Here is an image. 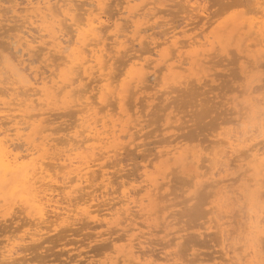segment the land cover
Returning a JSON list of instances; mask_svg holds the SVG:
<instances>
[{
    "label": "rangeland",
    "instance_id": "rangeland-1",
    "mask_svg": "<svg viewBox=\"0 0 264 264\" xmlns=\"http://www.w3.org/2000/svg\"><path fill=\"white\" fill-rule=\"evenodd\" d=\"M53 1H55V0H53ZM67 1L69 2L71 0H67ZM74 1H76V2H74L76 5H74L73 0L71 1L73 4L72 6H74L73 7L74 10L72 11V13L76 15L75 16V18L77 17L76 19L80 18V16L83 19L84 18L87 19L91 14H92L91 16L96 14L94 6L96 5L95 3L97 0H74ZM109 1L110 0H107L109 6L106 5V10H107L106 14L110 13V14L116 16L118 14L117 11L120 10V11H123V13L125 15H131L132 16V17L130 16L129 18H123V17L119 18V16H117L118 17L117 19L120 20L118 22H121L120 26L123 27V28L121 27V29L119 27V30H120L119 33H121V32L124 33L123 37L121 36V35H123L122 33L119 34V36L122 37L121 38L122 40L121 39H119V40L126 41V44L128 46L125 44L124 47L123 46L120 47L121 46L120 44L115 45L114 44L115 42L114 43L112 42L111 38H115V37H112L113 34H110V33L118 32V30H116L114 28V26L111 25L112 22H114L116 19V17L113 16L110 20L106 21L107 22L106 24L108 25V27L110 26L108 28V31L106 30L107 29L106 28V29H104L106 31L105 32L106 34L102 33V35L104 37H105V35H106V37H109L111 35V37L107 39L108 41L107 40L105 41L106 44L108 43V45H105V43H103V45H105V46H103L102 42H101V44H99L100 46H98L96 48V49H104V47L107 46L106 48L108 49L107 50L108 52L105 50V51H103V53H106V54L111 53V55H114L113 59L110 60L109 63L107 64L108 67L111 65L112 68L110 67L111 68L110 69V68H107V66H106L107 70L105 69L104 72L100 71L99 68H97V69L94 68L92 70L93 72H91V74L85 73L82 68L81 69L83 71L82 70L79 71L80 68H78V70H76V71L77 72L79 71V72L78 73L76 72L77 74L74 72L75 79L78 78V79H76V83H75V85H76L75 89H77V90H75L73 95H72V96H75V95L76 96L75 97L70 96L72 93L67 95V91L62 92L61 94H59V98H60L59 100L62 103H58L59 100L56 101V99H58L57 97H53V99H50V100H44L43 95L40 94V95L36 96L34 98L35 99V106H34L35 108L34 107L27 108L26 109L27 111L25 110L24 113H27L28 115H31V114L34 115V114H37L38 112L42 113L45 111L47 114L44 112V115L42 117L46 116L47 119L44 118V120H43L40 118L42 120V123H44V124H42V126H44L45 128L42 129V127H41V131L43 130L41 135H39L41 132L40 130H38L39 134H38V131H36L38 134L37 135L36 133H33V129L35 131L36 128L38 129L40 127V125H39L40 119L37 121L38 123L36 122L34 124L37 126H34V125L29 126L27 123L22 122V121H26V120H21L20 121L21 123H19V126L21 124L22 130H23L22 131V139H20L21 141L16 140L15 143L17 145H19V147H21V148H18L19 152H21L24 155V154L29 152L26 147L29 146L30 141L27 142L26 140H32V138L34 137L37 140H39L37 142L35 140L34 145L40 144L42 142L43 137H47L46 134H48L50 136H48L49 138L47 137V140L45 141V143L48 141L47 147L49 149L50 148H52V149H50V151H49L50 154H49V152L45 151L46 152L45 158H46V156L53 155V154H55V152L59 153L61 151V148H62L61 152H63V151L65 152V150H66V152H67V150L69 152L70 151L69 149H71L72 147H75V146H76L75 147V149H76L79 146V144L82 143L81 141H83L84 136H85V139L87 136L88 137L90 135L92 136L91 133L89 135V132H88L89 127L87 126V129L84 128V127H86V126H84L85 123H87L85 125H92L93 121L98 119V120H100V121L97 120L99 128L103 127L104 123L107 122L110 125L106 124V125H108V127L107 126L106 127L110 129L111 127L113 128L112 122H115L117 124V126L115 127L116 131H117L118 135H120L121 139L113 140L111 138L109 141L113 140V142L111 141V144L109 141H107V142H109V145H112V144L116 145L115 142L117 143V141L119 140L118 142H120V143H118V144H120L119 145L120 147L118 149H116L115 146H114L115 148L114 147L109 148L108 147L109 145H105V144H102L105 146L101 150L99 149V147L97 149L95 147V145L98 146L99 142L97 140H95L94 138L93 139L91 138L92 140L90 139L89 141H87L83 146H81L82 148H79V149L77 148L76 149L77 151L71 150L73 152V155L77 156L78 159H80V158L82 159L83 157H84L83 159H85V157L87 156L86 155L87 151H88V153H91V152L93 153L92 149H94V151L97 150L100 153V155H101L102 151L105 153V151L111 150V148L114 151L115 150L119 151L118 153L117 152L115 153L114 151H112V152L110 151L108 153L106 152L107 154L103 153L104 155L103 154L102 155L105 156L106 158H103V156H102V158H100V160L98 159L99 161L97 160V162L98 163L100 162L99 163L100 165L102 164L105 166H103V167H100V165L94 166V168L96 170L98 168V172H99V170L101 171L102 169H105L107 171L109 170V176L114 174L113 177H110V181L112 178H113L112 181L114 179L115 180L113 182L111 181V184L108 188V190H111V192L110 191L109 192L112 195H107V196H109V198H111V197L113 198L116 196L115 200H113L112 198H111V200L106 199L107 198L106 196H105L106 198L102 197V191H105L106 189L103 188V190H102V187H100L101 186L100 184H102L100 179H98L95 182L84 181L81 185H79L80 188L77 190V192H73L72 196H74L73 198H76L75 200H73L72 196H69V195H68L69 198H67L68 197L67 194H65V192L63 193L62 191H61L62 193L59 195L58 192L60 193V190L53 193L54 194L53 196H55L54 200L60 201L59 203L53 201V203L59 204L61 207H64L65 204H66V206H68V205H72V203H74L73 204L74 206L73 205L68 206L69 209L72 208L75 210V212H74V210H72L70 212V214L73 213L74 215H72L69 220H71L72 218L76 219L77 217L80 219L77 218L78 221L76 220V222H74L75 221V219H74L73 221H70V224H69V222H68V224H66V223H64V221L67 222L69 220H67V221L64 219L62 220V218L57 217V214L55 217V213H57V212H55L53 210L54 209L53 208L54 206H53V207H48L46 209V210L50 209V211L53 210L52 211L53 213L48 212L49 216L46 215V217H48V219H46V223H47V220L50 219V221H48L47 224L44 222L41 226L40 224L42 221L40 220L41 221L40 222L38 219L35 218V217L39 216L37 214L35 215V210L34 211L31 210V211H33V212H31V215H29L30 210H28V213H24V215H25L24 216L22 211L19 212L20 210H22L21 208L23 207L20 204L21 201L20 202L17 201L16 204L13 203L11 205V203L14 202V199L18 198V194L14 195L13 190L10 191L11 189L7 190V189H3L0 187V199L2 201L0 203L1 204L0 205V210H1L0 219H3L0 222L4 225H5V223H6V225L8 224L7 225L8 227H7L6 225L4 226L0 223L1 224L0 225V228H1V230H0V239H1L0 240V255H1L0 258H3V253H4L3 250H5V249L11 250V248H12V250L23 249L22 251H20L16 255V258L21 259L23 264H108V263L112 264L114 261H118L119 264H124L122 262V259H123L122 256L125 253H128L131 246L137 245L136 246L137 248L134 246L136 249H138V247L142 246L140 253L143 255V257L147 256V258L154 259V260H157L159 262V261H162V260L167 258L165 254L169 251V249L166 246L167 245H174V242L179 240L180 241V247L182 249V256L191 258L194 261V264H226V261L242 260L245 256V253L248 250V247L250 244H252L254 246V248L256 247L255 252H257V253L255 254L256 255L255 259L259 260L258 254H259L260 247H261V238H260L259 242H256L257 244L254 242L255 240L249 241V242H246V241L249 240L248 239L249 233H252V235L254 237V232H253L254 227L253 226L256 223L255 215L260 214L262 212L261 209L264 208V201L261 200L262 199L261 198L262 193H264V182H263L264 181V174H260L258 171L256 172V169L253 168L254 162H256V161L253 160L252 156H249V157H247V159L245 158L246 160L242 161V157L243 156L246 157L245 155H247L244 153L242 154V152L243 151L247 152V150H245V149H248L247 147H244L245 149L244 148L242 149V151H241L242 156L240 158L237 159V154H234L235 157L231 156L230 157L231 164H230V166H227V167L223 166L221 164L217 165L216 159H215L216 162L214 161V163H216V164L213 163L214 165H210L213 160L211 161V163H209V161H207L208 159H206V160H204V159H205V156H206V158L209 157L210 159L213 157L216 158L217 156L219 157V152H218V154L216 153L217 150L221 151L226 146V144H221V143H223V141L220 142L221 141L220 138L224 137L228 133H233L234 131L235 132L238 131L239 133L240 132L242 133V131H245V129L246 130L249 129L250 132H249V134H247V136H250L253 132L254 133L256 132L257 134H255V135L257 137L255 135L250 136L251 138L248 137L249 139L246 142L248 144V142L250 140L248 145H250L251 142L252 143L254 142L253 144H258L260 141V135L258 134L259 133L258 129L260 126L258 124H260V121H259V123L256 122L259 119L256 116H254V114L248 113L246 111L247 108H244L246 105H248V103L251 102L250 101L251 98L248 95L249 91L244 92L245 94L243 93V91L247 90V86L249 88V85H251V84L255 87H256V85H257V87H259L261 84H264V66H263V64H264L263 63L264 62V51L263 52L261 51V54H259L260 57L258 55H256V56H258V58H256V59H255V55H254V53L257 54V50H259V49H257V47L264 48V46H262L264 44H262V45L258 44L257 45L258 38L260 36L258 37L256 33L252 34V32H249L250 34H247L248 29L247 30L244 29L235 37V38H237L235 41H233L235 38L229 42H228V40L225 39L228 42V44L233 41L232 45L229 44L230 45L229 48H227L228 45H227V47L223 48L224 44H226L225 43L226 41H223L224 42L223 45H221L222 44L221 43L222 41H221L220 43H218V45L220 44L222 46V48L220 49V45H219V47L216 46L218 48V49L216 48L217 51L221 50L220 53H218L216 51L217 53L215 54V52L214 53L210 52V49H211V44L214 42V40H216V42L220 41V39H221L220 34L223 32L220 29L224 28L225 27L224 25L229 26L230 23L233 22L230 25V27H232V25H236L235 23H238L241 20H250V21L259 22V20H261V19L263 20L264 17L261 18L260 15H248V16H246L243 13H240L238 15L230 14V12H229L230 5H232L233 3L239 2V0H218L217 1V2L223 1L222 3H215L216 0H182V1L181 0H174V1L173 0H146V1L145 0H130V2H131L130 4H128L126 0H120V1L119 0H116V1L111 0L110 4H109ZM256 1H255V3H256ZM15 2H16V0L15 1L14 0H0V5L2 6V7L0 6V14H1L0 18H2L1 19L2 21H0V29H1L0 32L2 33V31H4V33H5V31L7 29H9L7 31L8 35L16 36L18 38L24 39L23 38L24 33H22V32H24V30L27 29L29 27V25H28V23H23L26 21V19H24L23 17H20V16L24 15V13L21 12L22 10L20 8L25 7L27 5L26 4L27 0H17L16 4H15ZM151 2H153V3H151ZM13 3H14V5H16L15 7L17 8V13L19 12L18 14L14 13V12L10 13L12 11L11 9L14 6ZM80 3L81 4L84 3V5L82 6ZM260 3L261 2L256 3V4L259 5ZM60 4H63V1H61ZM197 5H198L197 10L196 9L194 10L193 7L197 6ZM199 5L202 8L204 7L205 9L204 10L200 9L201 7ZM129 6H131L132 9H130ZM150 6L151 7L153 6V7L151 8ZM185 6H186V8H185ZM18 7H20V8H18ZM76 8H77V10H76ZM86 8H87V10L89 9V11H87ZM7 9H10L11 11L7 10ZM160 9H162V11ZM3 10H5V11L2 12ZM18 10H20V11H18ZM155 10H157V11H155ZM76 11L77 12L80 11L79 13H82V14L85 13V14L83 16H82V14H80V16H79V13H77ZM256 11L259 12V9H257ZM20 13L22 15H19ZM115 13H117V14L115 15ZM140 13L141 14L146 13V14L140 16ZM197 13H199V14H197ZM14 14H16L15 18L14 17L12 18L11 15L14 16ZM153 14H155V15H153ZM104 15H105V13H104ZM82 18H80V19H82ZM139 19L141 21V25L139 26L140 30L138 29V32H136L137 27H136L135 22H133V21H137ZM22 20H24V21H22ZM169 20H171V21H169ZM235 20H236V22H235ZM143 21H144V24H142ZM162 23H163V25H162ZM228 23H229V25H227ZM8 24L9 25L13 24L16 27V29L13 26V28H14V30H13L12 26L10 27ZM150 24H152V26H153L152 28H151ZM4 25H6V26L3 28ZM128 26H130V27H128ZM131 26H133V27H131ZM171 27L172 28L174 27L176 29L175 31L178 33L179 40L187 41V38L190 39V37H191V39L193 38V40H194V37H195V40L198 39L200 42H202L201 41L202 39H203V41H206V37H208L209 41L207 43H209L210 41L211 42L213 41V42L212 43L210 42L208 45H206L207 43L203 44V45H205L204 47L200 42H198L196 45L197 47L195 46V50H193L194 48H192L194 46H191V45H189L191 47H189V46L187 48L184 47L183 51L185 53L182 55L181 58L176 56L175 57L176 59L172 58L173 59L172 60L170 58V56L168 57V59H165V57H164V59L166 60V62H164L165 60L162 61L160 54H158L159 50L168 49V52H169V49L172 48V50H173V48H176V46L171 45V42L166 43L167 36L172 35L173 33L172 34H166L165 32L167 30L171 31L174 29V28L172 29ZM230 27H229V29H231ZM5 28H7V29H5ZM18 28H20V29H18ZM69 28H70V26L68 24H65V28L63 30L64 33L61 32L62 33V34L60 33L61 36H63V34H64V37L72 36L70 31H69ZM104 30L102 32H104ZM184 30L187 31L186 32L187 37L185 36V34L182 33V31H184ZM226 30H227V28H226ZM74 31H75V29H72V34ZM217 31L219 32L218 34H217ZM245 34H247V36ZM125 35H126V37H125ZM136 35H138V38H136ZM238 36L246 37L244 39H241L242 40L241 44H240L241 40H238L239 39ZM128 37L130 39H128ZM210 37L211 38L214 37V39L211 40ZM27 38L28 37H26L24 40H26ZM134 38H135V40H134ZM154 38H156L157 43L155 42ZM65 39H68V38H65ZM109 39H111V40H109ZM72 40H74V39H72ZM140 40L144 41L143 45H141L144 48H142L140 46V43H139ZM86 41L90 42L89 40H86ZM128 41H129V43H128ZM74 42H75V40L73 41V43ZM159 42H162V43L159 44ZM216 42H214V43L216 44ZM112 43L114 44L113 46H112ZM203 43H205V42H203ZM214 43H213V45H214ZM156 44L160 45V46H157ZM241 45H243V46H241ZM240 46H241V49H240ZM90 47L91 46H88V49ZM198 47H199V49H197V50H200V51L203 50L200 48H204V50L206 51V54L208 52H210L212 54V56L210 55L212 58L210 57L211 59H209V55L207 54L208 58L206 56H205L206 58L204 57L205 60L203 61V64H198L199 62L202 63L201 60H203V59H201L203 57L200 56L201 58L199 57V60L197 59V65H196L195 61H196L197 57H196V53L193 51H196V48H198ZM125 48L128 50H126ZM132 48H134V49H132ZM262 48H260V49H262ZM117 49H120L121 52L124 51L123 52L124 55H123V53H122V55H120V53H116ZM190 49H192L193 51ZM213 49H215V48L213 47ZM226 49H229L230 51H227ZM232 49L234 51L233 53L231 52ZM222 50H224V51H222ZM249 50L252 52L249 53L250 52ZM253 50H254V53H253ZM47 51H48V49L45 51L34 50L31 53L24 52V51L21 52V54H23L22 57L26 60L27 72L34 75V73H36L38 71L41 76H42V74H43V76H48L47 79L51 80V81H49V85H53L56 83L55 87L62 86L64 84V82H66V81H59L57 76L54 75V73H55V71H57L60 68V65L63 64L66 57L64 56L65 59H63V57H62V59L54 61L51 59V57H52L51 53L47 54L46 53ZM109 51H111V52H109ZM114 51H116V52H114ZM174 51L176 53L175 49H174ZM227 52H229L228 56L225 54ZM258 52H260V50ZM32 53H33V55L31 56ZM88 53L90 54V52H88ZM175 53H173V54H175ZM262 53H263V55H262ZM128 54H130L131 56L134 55L135 57H137V55L141 56L140 62L144 61V63H145L144 65L148 71L146 76H147L149 81L147 80V82L144 83V86L143 85L141 86L140 84H138V82L131 80L132 78L128 76L129 78L127 79V81H129V83H130V80L133 81L134 83H132V84L135 86H133L132 89L129 88L130 93L127 91L126 94H124L125 89H127L129 87V85H128L129 83H127V81H125V79H124L125 75H128V74H126V71H127V68L129 67V65L127 66L124 64L126 62L125 60L129 59L130 55H128ZM214 54H215V56H214ZM219 54L221 56H219ZM233 54H234V57H233ZM188 55H190V56H188ZM216 55H217V57H216ZM243 55H244V57H243ZM38 56H39L40 60L38 59ZM118 56L120 58L115 59ZM224 56H226V57H224ZM229 56H230V58H229ZM238 56L239 57L241 56V58H239ZM30 57H32V58H30ZM45 57H48V59L45 60L44 59ZM110 57L111 56H108V58H106V59L108 60ZM121 57H122V61L119 60V59H121ZM193 58H195V59H193ZM51 60H52V62L54 61L55 65H53ZM209 60L210 61L212 60V61L210 62ZM247 60H248V62H247ZM114 61H116V63ZM122 62L124 65L122 64ZM146 62H148V63H146ZM192 62L194 63V68L199 69V66H200V70H199L200 73H197L196 70H193V68L191 69V67H193ZM261 62H262V65H261ZM56 63L57 64L59 63V65H58L59 67L56 66ZM126 63H128V60ZM129 63H130V61H129ZM247 63H249V66ZM30 64H32V65H30ZM50 64H52V65L49 66ZM180 64H182V65L180 66ZM172 65H173V67H172ZM31 66H32V69H29ZM178 66H180V67L178 68ZM56 67H58V68L55 70ZM161 67H162V69H161ZM37 68H39V69H37ZM204 68H206V69H204ZM120 70H122L123 73ZM252 70H254V71H252ZM114 71L117 73V75ZM173 71H174V73L177 72V74H179V75L177 77L176 76L173 77V75H174ZM102 72H103V74L108 73L107 76L105 75L106 78L111 73V75L109 76L110 81L111 82L114 81L111 86L113 87L114 84H116L114 86H117V83H118L121 85V89H123L124 91L122 90V92L119 91V92H116L115 95L109 96V94H112L111 93L112 88L109 87L110 86L109 84H108L109 86L107 85V82H106L107 80H106L105 76L101 75ZM217 72H220V74L221 75L223 74V75L221 76ZM118 73H120V76ZM214 73H217V74H214ZM77 75H79V76L77 77ZM86 75H88V76H86ZM247 75H249L248 78H246ZM82 76H83V78H81ZM115 76H116V79L114 80ZM157 76L160 78V80L156 79V78H158ZM219 77H220V79H219ZM261 77H262V79H261ZM193 78H194L195 82L193 81ZM259 78L261 79V81H259L260 80ZM90 79H91V81H90ZM78 80H79V82H78ZM203 80H204V82H206V81L207 82L204 83ZM180 81H183L184 83L180 82ZM89 82H90V84H89ZM169 83H170V85H169ZM241 84H242V86L244 84L245 85L242 87ZM258 84H260V85H258ZM137 85H139V86H137ZM147 85L148 86L150 85L151 87H146ZM216 85H217V87H215ZM2 86H4V85H0V88L3 91V89L4 88L6 89L7 86L6 85H5L6 87L5 86L2 87ZM170 86L173 88H170ZM212 86L215 88H213ZM191 87H193V89H192L193 92L191 90L192 94L195 93L194 91H196V90L201 92V95H200V93L198 94L196 92L198 94L196 96L197 100L194 99L195 97H192V98L190 97V96H192L190 91L188 94L190 96L187 95V93H188L187 91L189 89H191ZM80 88L81 89L84 88V89L81 90ZM92 88H94V89H92ZM102 88H104V89H102ZM137 88H138V90H136ZM172 89H173V91H170ZM201 89H202V91H201ZM234 89H236V90H234ZM261 89H262V91H261ZM263 89H264V85H261V87L259 89H257V93H256V91H254V93L252 95H253V97H255V100L256 99L260 100V98L264 99ZM132 90L134 92H131ZM81 91H83V92H81ZM104 91L105 92L107 91V94H108V91H110L108 96L106 95L109 98V100H106V98H105V100L107 102L104 100V97H103L105 95ZM168 91H170V92H168ZM202 92H205V93L202 94ZM93 93L95 94V96L93 95ZM128 93H129V96H128L129 98L125 97V98H127V100L124 98L125 101H123L121 99V97H122L121 95H127ZM131 93H132V95H131ZM0 94H2V93L0 92ZM83 94H84L85 98L83 97ZM204 94H206V95H204ZM195 95L196 94H193V96H195ZM80 96H82L81 99L79 98ZM235 97H237V98H235ZM7 98H9V97L4 96V95H0V107L4 106L2 103V101H3L2 99L7 100ZM116 98L118 99V101ZM190 98L192 99V101ZM200 98H203L204 100L203 99H201V100L204 102H202L201 100H198ZM73 99H75L76 101ZM101 99H103V103L100 102ZM184 99H185V101H184ZM205 99L207 100V102ZM246 99H248V100H246ZM9 100H10V98H9ZM132 100H133V102L131 103L130 101H132ZM195 100H196V102H194ZM245 100L247 102H245ZM84 101L86 103L88 102L87 105L84 103ZM188 101H189V104L187 103ZM44 102H46V103H44ZM51 102H52V104H51ZM75 102H76V104H74ZM89 102H90V104H89ZM123 102H125L124 103L125 107L128 108L125 112L128 111L130 113L131 117L134 116V119L131 118V120L133 119V122L132 121L129 122L131 127H129L130 125H128V128H131V129L129 130L127 128L124 132L122 131L123 132L122 133L119 130L121 124H129V123H127V121H130V119H129L130 117L128 118L129 113H127V114L124 113L125 115L123 114L124 111H123V108L121 106ZM183 102H185V104L186 103L187 104L183 105L184 104ZM190 102L193 104L190 105L191 104ZM197 102L200 105H197L198 104ZM236 102H237V105H240L239 102L241 103V105L235 107L234 104ZM78 103H82V105L85 104L86 106L84 105L85 107H83L81 104H78ZM232 103H234V104H232ZM93 104L98 106L97 107L98 110L96 111L97 114L94 112V110H96V107H94L95 105H93ZM101 104H103V105H101ZM109 104H111V105H109ZM155 104L158 107L153 106ZM221 104H223V105H221ZM14 105H12V106L15 107ZM77 105H79V106H77ZM90 105H92L91 106L92 108L90 107L91 110L88 109ZM99 105H101V106H99ZM130 106H132L131 110H130V108H131ZM36 107L38 110L36 109ZM50 107L52 110L50 109ZM60 107H62V108L59 109ZM66 107H69V108L67 109ZM164 107H166L167 109H165ZM238 107H239V110L243 108L242 112H240V113L238 112ZM55 108H57V109H55ZM159 108H161V109L163 108L162 111ZM29 110H30V112H29ZM49 110H51V111H49ZM79 110H80V112H79ZM212 110H214V111H212ZM103 111L107 112V113H104ZM244 111L247 113L245 114ZM232 112H234L235 114ZM9 113H12V115L13 114L14 115L15 114L20 115V113H22V112L14 109L12 111L7 112V115ZM53 113H55V115ZM110 113L112 116L110 115ZM133 113H134V115H133ZM60 114H61V116H60ZM95 114H96V116H94ZM135 114L138 116L136 117ZM239 114H240V116H239ZM12 115H10V116H12ZM1 116H3V115H1ZM10 116H5V117H8L7 119L3 118L4 117L3 116L1 118V120H5L6 122H8L10 120ZM86 116H88V117H86ZM246 116L250 117V118H247ZM17 117H18V119L22 118L21 116H20L21 118H19V116H17ZM91 117H93V119ZM94 117H96V119ZM122 117H124V118H122ZM139 117H142V118H140V120H139ZM88 118H90L91 120H89ZM255 118H257L258 120ZM87 119L89 120V124H88ZM111 119H113V120H111ZM126 119H128V120H126ZM84 120L86 122H84ZM104 120H106V121L104 122ZM115 120H117V121H115ZM122 120H124V121L121 122ZM90 121L92 122V124H90ZM139 121L140 122L143 121L142 124ZM124 122H126V123H124ZM134 122H136L135 126H133ZM13 123L14 122H8L5 125V127L6 128H8V127L12 128L11 125L14 127ZM138 123H140V124H138ZM148 123H150V124H148ZM255 123H256V125H258V127H254ZM8 124H9V126H8ZM38 125H39V127H38ZM47 125H49V127ZM173 125H174V127H173ZM177 125H180V126H177ZM245 125L249 126V128L245 127ZM175 126L183 127V128H177ZM24 127L26 129H24ZM138 128H139V130H138ZM253 128L254 129L257 128V129L254 131L250 130ZM44 129H46L45 132H44ZM100 129L105 130L104 127H103V129L102 128H100ZM109 129H107V130H109ZM80 130L83 132L86 130L87 131L84 133L83 132L81 133ZM135 130L137 132H135ZM109 132H110V130L108 131V133ZM132 132H134V133L132 134ZM220 132L221 133L223 132V136ZM30 133H33L32 138H30L31 137ZM136 133H138V135ZM78 134L81 136H78ZM67 135H69V136L67 137ZM132 135L136 136V137H133ZM27 136H30V137H27ZM53 137H54V139H53ZM70 137L72 138V140ZM132 137H133V139H132ZM252 137H253V139H256V140H252ZM28 138H30V139H28ZM64 139L65 140L70 139V140L69 141L67 140L68 141L67 142V141H64ZM79 139H81V140H79ZM225 140L226 139H224V141ZM76 141H78L79 143ZM131 141H133L135 144ZM215 141L216 142L218 141V143L215 144L216 143ZM18 142H19V144H18ZM25 142H26V145H25ZM219 142H220V145L218 147L219 149L223 145L221 147L222 149H220V150L215 146V145H218ZM72 143L75 146H73ZM104 143H106V142H104ZM121 143H122V145H121ZM66 144H68V145H66ZM124 144H125V148L123 147ZM139 144L140 145L143 144V145L140 146ZM88 145H90V146H88ZM135 145H136V148H135ZM258 145H259V147H261L260 143ZM86 146H87V149L85 150L84 148H86ZM250 146H248V147H250ZM32 147H33V145H32ZM213 147H215L214 148L215 150L213 149ZM80 149H84V152H86V153H84V152L81 153L82 154L81 156H83V157H81L78 153V150H79V152H81ZM42 150L43 149L40 150L41 152L39 150H36V151H38V152L35 151L36 153L33 150L34 156L39 157V158L40 157L44 158L43 156H44L45 152H44V150L43 151ZM89 150H90V152H89ZM160 150H161V152L163 151L162 153L164 155H166L168 151L172 152V153L176 152L177 154H179L181 151H184L187 154H189L190 159H191V156L193 154L196 155L199 159H191L192 161L189 159V161H191L190 163H189V161L186 160L187 165L183 163L184 166H182L180 164L179 165L180 167L178 166L179 169H177V167H176L177 161H175V160H171L168 163H166V162L161 163V159L158 156V152L160 154ZM211 150L213 152H215L216 154L215 153L212 154L213 152ZM71 151L69 153H72ZM75 151H76V153H78L77 155L74 154ZM43 152H44V154H43ZM98 152L96 155H95L96 152L93 153L94 157L98 156ZM120 152H121V154H120ZM47 153H48V155H47ZM84 154H85V156H84ZM93 154L90 156L92 157ZM110 154H111V156H110ZM108 155L110 157H108ZM155 155H156V157H155ZM244 157H243V159H244ZM202 158H204V159H202ZM234 158L237 159V161ZM114 160H116V162ZM156 160L158 161L157 163H156ZM197 160H199V161H197ZM238 160H240V161H238ZM45 161H47V162L50 161V163L52 161V164H53V160L50 158L44 160V162ZM107 161H109V162H107ZM117 161L118 162L120 161V162L118 163ZM47 162H45V163H47ZM117 163L119 165H117ZM243 163L245 166L241 167V165ZM109 164H111V165H109ZM202 164H203V166H202ZM114 165H116V166H114ZM199 165H200V168H199ZM246 165L248 168L246 167ZM148 166H149V168L147 169ZM169 166H171V167L173 166L172 168L177 169V170H174V169L173 170L175 171L176 175L180 174V178L176 177V175L173 173H172L173 175L171 173H170L171 175L168 174V172L170 170H171L170 172L173 171L172 168L171 169L169 168ZM218 166L220 168L219 170H218ZM49 167L51 168V166H49ZM244 169H247V170L245 171ZM144 170L147 172H150L149 174L152 176H158L159 175L158 176L159 179L163 183H165V186L163 187L164 189L161 190V194L165 193L166 195L165 194L163 196L159 195L160 197H159L158 201L160 203L157 201L154 204V206L151 205L150 202H148V199L146 197V195L148 196L149 194H148V191H146V189H145V184H147V182L144 181V179H145V176L143 175L145 172ZM207 170H208V172H207ZM50 171H51V169H50ZM54 171L60 172L62 170H60V169L54 170V168H52L51 172L56 174V172H54ZM209 171L212 173L210 174ZM111 172H113V173H111ZM204 172H206L207 174L205 175ZM115 174H116V176H115ZM165 174H167L166 175L167 177H165L163 179V176H165ZM61 175H62V172L60 173V177H61ZM228 177H230V180ZM183 178L184 179L186 178L185 181ZM217 178L219 180L221 179V181H222V178L223 179L226 178L227 180H225V181L223 180L222 182L219 181V184L216 187L215 183L218 181ZM231 178H232V180H231ZM142 179H143V181H142ZM174 179H176V180H174ZM189 179L190 180L192 179V181L188 182ZM199 180H200V182L202 180L201 183H203V182L204 183L199 186V189H198L199 194H197L195 196L196 202L193 203V197H189L188 192H191V191H193V189L198 188L197 185H199V183H200V182H198ZM209 180L210 181L212 180L211 181L212 183L208 184V186H207V183L210 182ZM213 180L216 182H214ZM234 180H235V182H234ZM238 180H239V182H236ZM242 180H244L243 181L244 183L242 182ZM256 180H258L259 184H261V188L256 192V194H254L253 191H254L255 187L252 186V188H251V185H252V183H255ZM260 180H262V181H260ZM122 181H124V182H122ZM248 181H250L249 184L247 183ZM91 183L93 186L91 185ZM115 183H116V185H115ZM166 183H168V184H166ZM188 183H189V185H188ZM134 184H135V186H134ZM228 184L231 185L230 189H235V190L237 188L239 189V186L241 187V185L243 187L239 190L237 189L238 191L236 190L238 192L237 194H236V191H234V190L230 191V190H228L229 188H227V190L229 192H232V193H230L231 198L229 200H225V201L223 198V201H220V200H222L220 197L221 192L223 190H225L224 186H226ZM85 185H87V186H85ZM112 185H114V186H112ZM119 185H121V187ZM230 185H228V187ZM81 186H82V189H81ZM97 186H99V187L97 188ZM119 188H121V189H119ZM138 189H140L139 194L137 193ZM92 190H93V192L91 193ZM114 190H116L115 191L116 193L114 192ZM122 190L130 191V193H133L135 195V196L133 195L134 198L137 197L138 199H140V201L142 200V203L144 202L143 208L140 209L141 207L138 205L139 202L138 203H135V202L132 203L131 202L132 204H129V206H130V209H131L130 211L132 212V214L129 212L131 214V215H129L128 213H124V208H126V206H122V204H120V205L117 204L116 207H114L113 211H112L113 208L111 209L110 216L106 215L108 213V211L105 210L104 212L107 211V213L104 214L105 217L102 216V218L97 222L91 221V224H88V222L90 223V220L89 221H88V219L84 220L85 218H83V215H81L83 218V221H82L80 214H78L80 207H82L83 205H86V204L82 203V201H83L82 198H85V197L87 198L89 195L91 197L92 194L98 195V196L101 194L99 196V198L97 199L98 202L96 200H94V201H91L87 204H90V203L93 204L96 201L97 205L102 204L101 205V207H102L103 204L108 202L109 200L110 201L113 200V202L114 201L116 202V200L118 201V198L122 199V192H121ZM242 190L244 192L241 195ZM213 191H215V192H213ZM8 192H11L12 196H10ZM78 192H79V194H78ZM88 193H89V195H88ZM74 194H76V195H74ZM216 194H218V195H216ZM61 195H64V196H61ZM120 195H121V197H120ZM249 195H250V197H249ZM144 196L146 198H144ZM70 197L72 199V202H71ZM90 197H89V199H90ZM100 197H102V198H100ZM142 197L145 200H143ZM103 198L105 200L101 201V199L103 200ZM137 198H136V200L139 201ZM64 199H66V200H64ZM120 199H119V201H120ZM64 201H65V203H63ZM78 201H79V203H78ZM68 202L71 204H69ZM225 202H227V204H224ZM157 203L160 205L158 206ZM19 204H20V206H19ZM79 204H81V206L78 207ZM134 204H137V205H134ZM132 205H134V206H132ZM146 205L150 208L147 207L148 208L147 209ZM16 206H18L19 208ZM119 206L124 207V208L119 209ZM135 206H138V207H135ZM222 206H224V207H222ZM242 206L243 207L245 206L244 207L245 209ZM94 207H98V206H94ZM131 207H133V208H131ZM158 207H160V209L157 210ZM51 208H52V210H51ZM103 208H106L105 205ZM14 209H16L18 212H15L16 210H14ZM60 209H61V211H60ZM60 209H59V212L64 211L63 208H60ZM118 209L120 210L119 211L120 213L122 212V209H123L124 214L123 213H122L123 215L120 214L118 212ZM154 210H155V212L156 211L158 212L159 210L160 211H159V213H157V212L155 213ZM215 210H216V212H215ZM193 211H194V214L196 213L195 215L193 214ZM152 212H153V214H152ZM254 212H255V214H254ZM12 213H14V214L12 215ZM113 213H114V215H113ZM115 213H116V215H115ZM142 213L145 215H143ZM17 214H19V215H17ZM198 214H199V216H198ZM244 214H245V216H243ZM33 215H34V217H33ZM252 215L254 216V218L251 217ZM123 216L126 217V220ZM127 216H129V217H127ZM22 217H24L23 220H21ZM69 217H70V215H69ZM6 218L7 219L9 218V219L7 220ZM10 218H11V220H10ZM13 218H15V219H13ZM56 218L59 219V221H57ZM105 218H107V220L110 221V224H106L107 221L104 220ZM127 218H129V219H127ZM131 219H133V220H131ZM246 219H247V221H246ZM250 219H252V221L249 222ZM28 220L30 221V223L33 222L32 220H34V222L36 224L38 223L37 221H39L40 224L39 223L38 224L40 225V228L42 229V230L40 229L41 232H39L40 230H39L38 224H37L38 227L36 225L33 226L32 223L29 226L30 223ZM60 220H62L63 222H61ZM10 221H12V222H10ZM100 221H102V222H100ZM118 221H121L122 224H120ZM122 221L123 222L125 221V222L123 223ZM243 221H245L247 223L244 225ZM13 222H14V224H12ZM24 222H27L28 224L26 225V223H25L26 226L22 225L23 227L22 226L20 227L19 225L21 223H24ZM72 222L75 224H72ZM223 222H224L223 226L222 227L219 226V224L223 223ZM251 222H252V224H251ZM117 223H118V225H117ZM241 223L243 224L242 227H241V225H242ZM9 224H12V227H10ZM46 225L47 226L50 225L49 226L50 228L44 227ZM3 226L6 229V231H4L5 233L3 232L4 229L2 230ZM17 226L20 228H18ZM224 226H225V230H227L226 233H223V231H222ZM239 227H241V228H239ZM43 228H45V229H43ZM235 228H236V231H235ZM237 228H239V229H237ZM7 229L9 231H7ZM18 229L21 231H19ZM30 229H33V230H30ZM10 230L12 232H10ZM16 230H18V231H16ZM243 230H245L246 232H244ZM249 230L252 232H250ZM33 231H35V232H33ZM16 232H17V234H16ZM30 232H32L33 234L32 233L30 234ZM247 232H249L248 235H247ZM34 233H37L38 235L36 234L37 236H35ZM13 234L15 237L13 236ZM41 235H42V237H41ZM222 235H224V236H222ZM16 237H17V239H16ZM35 237L37 238V240H35L36 239ZM22 238H23V240H22ZM136 238H138V239H136ZM139 240L143 243L142 245H139V243H140ZM15 243H17V244H15ZM12 244L13 245L15 244V246L13 247ZM118 251H119V253H118ZM255 255L253 254V256H255ZM119 256H121V257H119ZM253 256L250 259H254ZM20 257H22V258H20ZM25 257H27V259ZM22 259H24V261ZM119 259L121 262L119 261Z\"/></svg>",
    "mask_w": 264,
    "mask_h": 264
},
{
    "label": "bare ground",
    "instance_id": "bare-ground-1",
    "mask_svg": "<svg viewBox=\"0 0 264 264\" xmlns=\"http://www.w3.org/2000/svg\"><path fill=\"white\" fill-rule=\"evenodd\" d=\"M15 1V0H14ZM61 1H63V4H60V2ZM67 0H55V1H53V0H27V5L25 6V7H22V8H20V7H18V8H20L22 11L21 12H23L24 13V15H22L21 13L19 14V15H22V16H20V17H23L24 19H26V20H28L29 22H31V17H32V15L33 14H35V13H38L39 12V5L40 4H48V5H51L52 7L49 9V12L51 13V15L54 17V19H55V21H56V23L59 25V27H60V32L59 33H54V37H55V39H54V41H53V44L55 45V47H53L52 45H50L49 46V48H48V51L46 52L47 54L48 53H51V56L53 57H51V59L52 60H54V61H56V60H59V59H62V57H63V59H65L64 58V55L62 54V50H63V48L64 47H66V46H68L70 43H72V44H74L73 43V41L74 40H69V39H65V38H68V37H64V34H63V36H61V34L62 33H64L63 32V30H64V28H65V24L66 23H62L61 22V14L62 13H64V12H67L68 14H69V16L72 18V19H74V20H79L80 18H82L81 16H80V14H82V13H79V12H77V13H79V16H80V18H78V19H76L75 18V14H73L72 13V11L74 10V6H72L73 4H72V0L71 1H67ZM116 1V0H115ZM120 1V0H119ZM127 1V3L128 4H130L131 2H130V0H126ZM146 1V0H145ZM174 1V0H173ZM182 1V0H181ZM218 0H216V2L215 3H222V2H217ZM256 1V0H255ZM16 2H17V0H16ZM16 2H15V4H16ZM65 2V3H64ZM74 2H76V1H74L73 0V3ZM95 2V1H94ZM100 2H103L104 4H105V8L103 9V15L102 16H100V20L102 21V23H100V24H98V27H99V29H100V32H99V34H98V37L99 38H92V39H89V41L90 42H87L86 40L85 41H82L81 42V57H82V63L77 67V69L76 70H78V68H80L79 69V71L80 70H84V72L85 73H88V74H91V72H93L92 70L94 69V68H99L100 69V71H105V69H106V66H107V64L109 63V61L110 60H112L113 59V56L114 55H111V53H109V54H106V53H103V51H107L108 49L106 48V47H104V49H96L98 46H100L99 44H101V42H102V45H103V43H105V45H108V43L106 44V40L108 39V38H110L111 37V35L109 36V37H106V35H105V37L102 35V33H105L106 31L104 30V29H106L107 31H108V28L110 27H108V25L106 24L107 22V20H110L114 15H112V14H106V12H107V10H106V5H108V2H107V0H97L96 1V5L98 4V3H100ZM125 2V1H124ZM196 2V1H195ZM236 2V1H235ZM259 2H261V0L259 1V0H257L256 1V3H259ZM82 3V2H81ZM80 3V4H81ZM111 3V0L109 1V4ZM151 3H153V2H151ZM188 3V2H187ZM198 3V2H197ZM21 4V3H20ZM86 4V3H85ZM93 4V3H92ZM113 4V3H112ZM111 4V5H112ZM115 4V3H114ZM182 4V3H181ZM13 5H14V3H13ZM19 5V4H18ZM32 5H36L37 7H35V8H33V7H30V6H32ZM74 5H76L75 3H74ZM82 6L84 5V3L83 4H81ZM80 5V6H81ZM119 5V4H118ZM117 5V6H118ZM1 6V5H0ZM16 5H14L13 6V8L10 10V9H7V10H10L11 12L10 13H12V12H14V13H17V8L15 7ZM109 6V5H108ZM126 6V5H125ZM171 6V5H170ZM187 6V5H186ZM186 6H185V8H186ZM189 6V5H188ZM200 6V5H199ZM2 7V6H1ZM9 7V6H8ZM7 7V8H8ZM12 7V6H11ZM119 7V6H118ZM124 7V6H123ZM130 7V9H132L131 8V6H129ZM136 7V6H135ZM145 7V6H144ZM151 7V6H150ZM153 7V6H152ZM151 7V8H152ZM193 7V6H192ZM196 7V8H195ZM201 7V6H200ZM10 8V7H9ZM197 8H198V5L197 6H194L193 7V9L195 10H197ZM5 9V8H4ZM200 9H202V10H204L205 8L203 7H201ZM2 10V9H1ZM6 10V9H5ZM5 10H3L2 12H4ZM76 10H77V8H76ZM86 10H87V8H86ZM119 10V9H118ZM129 10V9H128ZM138 10V9H137ZM161 11H162V9H160ZM159 10V11H160ZM164 10V9H163ZM18 11H20V10H18ZM87 11H89V9L87 10ZM86 11V12H87ZM94 11V10H93ZM92 11V12H93ZM109 11V10H108ZM155 11H157V10H155ZM201 11V10H200ZM118 12V14L117 13H115V15L116 16H114V17H116V19H115V21L114 22H112V26H114V28L116 29V24L118 23V21H120V20H118L117 18V16H119V18H129L131 15H125L124 13H123V11H117ZM129 12V11H128ZM205 12V11H204ZM19 13V12H18ZM17 13V14H18ZM84 13V12H83ZM104 13H105V15H104ZM149 13V12H148ZM203 13V12H202ZM85 14V13H84ZM84 14H82V16L84 15ZM97 14V13H96ZM95 14V15H96ZM138 14V13H137ZM146 14V13H145ZM145 14H141L140 13V16H142V15H145ZM197 14H199V13H197ZM1 15V14H0ZM15 15L16 14H14V16H12L11 15V17L13 18H15ZM92 15V14H91ZM90 15V16H91ZM95 15H93V16H95ZM133 15V14H132ZM152 15V14H151ZM153 15H155V14H153ZM89 16V17H90ZM134 16V15H133ZM188 16V15H187ZM10 17V18H11ZM88 17V18H89ZM132 17V16H131ZM8 18V17H7ZM140 18V17H139ZM261 18H262V16H261ZM2 18H0V21H2L1 20ZM9 19V18H8ZM66 19V18H65ZM85 19V18H84ZM130 20V19H129ZM9 21V20H8ZM15 21V20H14ZM17 21V20H16ZM22 21H24V20H22ZM128 21V20H127ZM169 21H171V20H169ZM125 22V21H124ZM133 22H135V24H136V27L137 26H140L141 25V21H140V19L139 20H137V21H133ZM235 22H236V20H235ZM12 23V22H11ZM23 23H25V22H23ZM121 22H119V24H120ZM127 23V22H126ZM164 23V22H163ZM163 23H162V25H163ZM230 23V22H229ZM229 23L227 24V25H229ZM231 23H233V22H231ZM231 23H230V25H231ZM5 24V23H4ZM142 24H144V21H143V23ZM165 24V23H164ZM170 24V23H169ZM236 25H232V27H230V25L229 26H226V25H224L225 27L224 28H222V29H220V30H222L223 32L220 34V41H218V42H216V40H214V42H216V44L214 43V45H213V43L211 44V49H210V52H215V54L218 52V53H220V51L218 50L217 51V47L216 46H218L219 47V45H218V43H220L221 41V45H223L224 44V42L223 41H226V40H228V42L229 41H231L232 39H234L241 31H243L244 29H248V31H247V34H250L249 32H252V34L253 33H256L257 34V36L259 37L258 38V42H257V45L258 44H264V18H263V20L261 19V20H259V22H257V21H250V20H241L240 22H238V23H235ZM7 25V24H6ZM6 25H4L3 26V28L6 26ZM9 25V24H8ZM121 25V24H120ZM151 25V28L153 27L152 26V24H150ZM167 25V24H166ZM10 27L12 26V28H13V24H11V25H9ZM17 26V25H16ZM19 26V25H18ZM25 26V25H24ZM70 26V25H69ZM124 26V25H123ZM148 26V25H147ZM146 26V27H147ZM175 26V25H174ZM15 27V26H14ZM21 27V26H20ZM23 27V26H22ZM121 27L122 26H120V29H121ZM127 27V26H126ZM128 27H130V26H128ZM131 27H133V26H131ZM229 27L231 28V29H229ZM9 28V27H8ZM123 28V27H122ZM172 28V27H171ZM170 28V29H171ZM174 28V27H173ZM172 28V29H173ZM226 28H227V30H226ZM5 29H7V28H5ZM15 29H16V27H15ZM18 29H20V28H18ZM128 29V28H127ZM137 29V31L136 32H138V29H139V27H137L136 28ZM150 29V28H149ZM169 29V28H168ZM225 29V30H224ZM229 29V30H228ZM1 30V29H0ZM9 29H7V31H8ZM12 30V29H11ZM13 30H14V28H13ZM104 30V32H102ZM117 30V29H116ZM140 30V29H139ZM143 30V29H142ZM145 30V29H144ZM176 29L174 28L173 30H171V31H169V30H167L165 33L166 34H172V35H169V36H167V41H166V43H168V42H171V45H173V46H176V48H173V50H172V48L171 49H169V52H168V49H162V50H159V53L158 54H160V56H161V59H162V61L163 60H165V59H168V57L170 56V58L172 59V58H174V59H176L175 57L177 56V57H182V55L185 53L184 51H183V48L184 47H188L189 45H191V46H194V47H192V48H194L193 50H195V46L197 45V43L198 42H200L198 39L197 40H195V37H194V40H193V38L191 39V37H190V39H188L187 38V41H182V40H179V38H178V33L175 31ZM146 31V30H145ZM219 31V30H218ZM217 31V34L219 33ZM62 32V33H61ZM120 32V30L118 29V32H116V33H110V34H113L112 35V37H115V38H111L112 39V42L115 44V45H118V44H120L119 46L120 47H124V45L126 44V41H121L122 39V37L124 36V33H122L123 35H121L122 37H120L119 36V34H121V33H119ZM131 32V31H130ZM186 32L187 31H182V33L183 34H185V36H186ZM1 33V32H0ZM2 33H4V31H2ZM1 33V34H2ZM22 33H24V32H22ZM61 33V34H60ZM70 33H71V35H73L72 34V31H70ZM69 33V34H70ZM164 33V34H165ZM66 34V33H65ZM106 34V33H105ZM126 34V33H125ZM247 34H245L246 36H247ZM108 35V34H107ZM207 36V35H206ZM210 36V35H209ZM249 36V35H248ZM252 36V35H251ZM62 37V38H61ZM125 37H126V35H125ZM187 37V36H186ZM212 37V36H211ZM210 37V38H211ZM243 36H238V40H241V39H244V38H246V37H243ZM23 38L25 39L26 38V36H23ZM136 38H138V35H136ZM111 39H109V40H111ZM119 39H121V40H119ZM128 39H130L129 37H128ZM155 39V42L157 43V41H156V38H154ZM214 39V37L213 38H211V40H213ZM226 39V40H225ZM237 38H235L233 41H235ZM115 40V41H114ZM127 40V39H126ZM134 40H135V38H134ZM219 40V39H218ZM246 40V39H245ZM72 41V42H71ZM108 41V40H107ZM139 41V40H138ZM202 42H200L202 45L203 44H206L208 41H209V39H208V37H206V41H203V39L201 40ZM233 41L232 42H230L229 44L230 45H232V43H233ZM257 41V40H256ZM203 42H205V43H203ZM209 42V43H210ZM228 42L226 41L225 43L226 44H224V46H223V48H225V47H227V45H228V47L227 48H229V44H228ZM238 42V41H237ZM241 42H242V40L240 41V44H241ZM112 43V46L114 45ZM128 43H129V41H128ZM140 46L141 45H143V43H144V41L143 40H140ZM147 43V42H146ZM162 42H159V44H161ZM199 43V44H200ZM209 43H207L206 45H208ZM151 44V43H150ZM153 44V43H152ZM195 44V45H194ZM243 44V43H242ZM94 45V46H93ZM105 45H103V46H105ZM127 45V44H126ZM157 45V44H156ZM213 45V46H212ZM220 45V49L222 48V46ZM226 45V46H225ZM250 45V44H249ZM252 45V44H251ZM88 46H91L89 49H88ZM110 46V45H109ZM128 46V45H127ZM146 46V45H145ZM157 46H160V45H157ZM191 46H189V47H191ZM205 45H203V47H204ZM241 46H243V45H241ZM241 46H240V49H241ZM262 46H264V45H262ZM142 47V46H141ZM197 47V46H196ZM213 47L215 48V49H213ZM57 48H59L61 51H57L56 49ZM106 48V49H105ZM142 48H144V47H142ZM146 48V47H145ZM207 48V47H206ZM217 48V49H216ZM260 48H262V47H260ZM259 47H257V49H259L260 50V52H258L259 50H257V54L256 53H254V50H253V53H254V55H255V59L256 58H258V56H259V54H261V51L263 52L264 51V48H262V49H260ZM21 52H23V48H22V46H21ZM86 49V50H85ZM111 49V48H110ZM126 49V48H125ZM132 49H134V48H132ZM174 49L176 50V53H175V51H174ZM197 49H199V47L198 48H196V51H193L192 49H190V50H192L193 52H195L196 53V61H195V63H196V65H197V59L199 60V57L201 56V57H203V58H201V59H203V60H201L202 61V63H198V64H203V61L205 60L204 59V57L206 56L207 58H208V56H207V54L209 55V59H211L212 57V54L210 53V52H208L207 54H206V51L204 50V48H200V49H203L202 51H200V50H197ZM213 49V50H212ZM234 49V48H233ZM233 49H232V53L234 52L233 51ZM253 49V48H252ZM112 50V49H111ZM126 50H128V49H126ZM227 51H230L229 49H226ZM243 50V49H242ZM246 50V49H245ZM40 51V50H39ZM100 53H99V52ZM132 51V50H131ZM171 51V52H170ZM173 51V52H172ZM217 51V52H216ZM222 51H224V50H222ZM244 51V50H243ZM250 51V50H249ZM88 52H90V54L88 53ZM108 52V51H107ZM109 52H111V51H109ZM113 52V51H112ZM114 52H116V51H114ZM124 52V51H123ZM123 52H121L120 51V49H117V52L116 53H120V55H122V53ZM127 52V51H126ZM133 52V51H132ZM242 52V51H241ZM252 51H250L249 53H251ZM173 53H175V54H173ZM36 54V53H35ZM215 54H214V56H215ZM222 54V53H221ZM227 56H228V54H229V52H227V53H225ZM235 54V53H234ZM234 54H233V57H234ZM29 55V54H28ZM33 55V53L31 54V56ZM40 55V54H39ZM107 55V56H106ZM118 55V54H117ZM123 55H124V53H123ZM126 55V54H125ZM128 55H130V54H128ZM199 55V56H198ZM203 55V56H202ZM211 55V56H210ZM231 55V54H230ZM237 55V54H236ZM256 55H258V56H256ZM262 55H263V53H262ZM261 55V56H262ZM23 56V54H21L19 57H18V59H19V61L23 64V69H22V75H23V79L22 80H20L18 83H14L13 85H12V88L14 89V91H11V92H9L8 93V97L10 98V100H9V98H7V100L6 99H2L3 101H2V103H3V105L4 106H2V107H0V110H3L4 108H5V106H7L10 110H8V111H4V113L5 114H3V116H1L0 115V133H2L6 138H7V152H8V154L4 157V160H3V164H2V166H0V176H2L3 177V179L2 180H0V187L1 188H3V189H7V190H10V191H14L13 192V194L15 195H17L18 194V198H16V199H14V202H12L11 203V205L13 204V203H17V201L18 202H20L21 201V205L23 206L21 209L22 210H20L19 212H21L22 211V213H23V215H24V213H28V210H30V214L29 215H31V212H33L34 210H35V215L37 214V215H39L38 217H35L36 219H38L40 222H41V224L39 223V221H37L41 226H42V224L45 222L46 223V219H48V217H46V215L47 216H49L48 214V212H52L53 210L55 211V212H57V213H55V217H56V214H57V217L58 218H62V220L64 219V220H69L70 218H71V216L72 215H74L73 213L72 214H70V212L72 211V210H74V209H69V207L68 206H72L74 203H72V205H68V206H66V204H65V206L64 207H61L59 204H55V203H53V201L54 202H60V201H58V200H54V197L55 196H53L54 194V192H56V191H59L60 190V193L58 192V194L60 195L62 192L64 193L65 192V194H67V196L69 195V196H72L73 195V192H77V190L80 188V186L79 185H81L84 181H88V182H95V181H97L98 179H100L101 180V183L102 184H100L101 186L100 187H102V190H103V188H105L106 190L105 191H102V197H105L106 199H110L111 200V198H109V196H107V195H112L110 192H111V190H108V188H109V186H110V184H111V181H112V179H111V181H110V177H113V175H111V176H109V170L107 171V170H105V169H102L101 171L99 170V172H98V168H97V170L94 168V166L95 165H100L98 162H97V160L99 159L100 160V158H102V156L107 152H112V151H114V150H112V148L115 146L116 147V149H118L120 146V144H118V143H120V142H118L117 141V143L115 142V144L116 145H114V144H112V145H109V142H110V144H111V141L113 142V140H116V139H121L120 138V135H118V133H117V131H116V126H117V124L115 123V122H112V125H113V130L110 128H107L108 127V125H106V124H109V123H104V128H105V130H101L100 128H102L103 129V127H100L99 128V125H98V123H97V120H94L93 121V124H92V122L90 121V124H92V125H85V124H87V123H85L84 124V126H86V127H84V128H86L87 129V126L89 127L88 128V132H89V135H90V133L92 134V136L90 135L89 137L87 136L86 137V139H85V136H84V139H83V141H79V140H81V139H79L78 141L81 143V144H79V146L77 147L78 149L79 148H82L81 146H83L87 141H89L91 138L93 139H95V140H97L98 142H99V145L98 146H96L95 145V147L98 149V147H99V149L101 150L105 145H109L108 147L110 148V147H112L111 148V150H108V151H105V153L102 151V153H101V155H100V153L96 150V151H94V149H92V151H93V153L94 152H96L95 153V155L97 154V152H98V156H96V157H94V154L91 152V153H88V151H87V156L85 157V159H83L84 157L83 156H81L82 154V152H84V149L86 150L87 149V146H86V148H84V149H80L81 150V152H79V150H78V153H79V155L81 156V157H83L82 159L80 158V159H78V157L77 156H74L73 155V152L71 151V150H76L75 149V145H73V143H72V145L73 146H75V147H72L71 149H69L72 153H69L68 152V150H67V152H66V150H65V152L63 151V152H61L62 151V146L60 147L61 148V151L58 153H56L55 152V154H53V155H48V153H47V155L48 156H46V158H45V155H46V152H49L50 151V149H52V148H48L47 147V144H48V141L45 143V141L47 140V137L48 136H50V135H48V134H46L47 135V137H43V139H42V142L40 143V144H36V145H34L35 144V140H36V142L37 141H39V140H37L36 138H34L33 136H32V134L33 133H36L37 134V132L36 131H38V130H40L41 131V127H42V129L43 128H45L44 126H42V124H44V123H42V120L41 119H43L44 120V118L45 119H47L46 118V116H44V117H42L43 115H44V112H42V113H37V114H34V115H28L27 113H24V111L27 109V108H30V107H34L35 106V97L36 96H38V95H40V93H41V91H44V89L42 88V85H46L47 86V91H44V94H43V99L44 100H50V99H53V97H57L58 99H56V101H58L60 98H59V94H61L62 92H65V91H67V95H69V94H71L70 96H72L73 95V93H74V91L75 90H77V89H75V87H76V85H75V83H76V79H78V78H76L75 79V75L73 74V79H74V82H72V80H69V81H66V82H64V84L62 85V86H57V87H55V84H53V85H49V81H51L50 79H47V77L48 76H43V74H42V76L40 75V73L37 71H35L36 73H34V75L33 74H30L29 72H27V67H26V60L22 57ZM108 56H111L108 60L106 59V58H108ZM188 56H190V55H188ZM219 56H221L220 54H219ZM251 56V55H250ZM29 57V56H28ZM66 57V56H65ZM126 57V56H125ZM141 56L140 55H137V57H135L134 55L133 56H129V59H127L128 60V63H126L127 62V60H125L126 62L124 63L125 65H129V67L127 68V71H126V74H128V76L129 77H131L132 79L131 80H134L135 82H138V84H140L141 86L143 85L144 86V83L145 82H147V80H148V78H147V69H146V67H145V63H144V61H141L140 62V60H141V58H140ZM164 57H165V59H164ZM193 57V56H192ZM205 57V58H206ZM211 57V58H210ZM216 57H217V55H216ZM224 57H226V56H224ZM239 57V56H238ZM243 57H244V55H243ZM260 57V56H259ZM30 58H32V57H30ZM36 58V57H35ZM118 58H120L119 56L118 57H116L115 59H118ZM185 58V57H184ZM195 58H193V59H195ZM228 58V57H227ZM229 58H230V56H229ZM239 58H241V56L239 57ZM246 58V57H245ZM262 58V57H261ZM38 59H39V56H38ZM67 59V58H66ZM65 59V60H66ZM114 59V60H115ZM183 59V58H182ZM190 59V58H189ZM237 59V58H236ZM247 59V58H246ZM40 60V59H39ZM52 60H51V62H52ZM84 60H86L87 62L86 63H84L83 61ZM119 60H121L122 61V57H121V59H119ZM146 60V59H145ZM173 60V59H172ZM186 60V59H185ZM249 60V59H248ZM248 60H247V62H248ZM251 60V59H250ZM54 61L52 62L53 63V65H55L54 64ZM117 61V60H116ZM116 61H114L115 63H116ZM124 61V60H123ZM129 61H130V63H129ZM148 61V60H147ZM169 61V60H168ZM210 61V60H209ZM212 61V60H211ZM210 61V62H211ZM232 61V60H231ZM244 61V60H243ZM258 61V60H257ZM256 61V62H257ZM40 62V61H39ZM159 62V61H158ZM164 62H166V60L164 61ZM182 62V61H181ZM187 62V61H186ZM208 62V61H207ZM229 62V61H228ZM245 62V61H244ZM114 63V64H115ZM146 63H148V62H146ZM180 63V62H179ZM193 63V62H192ZM235 63V62H234ZM264 63V62H263ZM49 64V63H48ZM122 64H123V62H122ZM123 64V65H124ZM183 64V63H182ZM182 64H180V66L182 65ZM248 64V66H249V63H247ZM30 65H32V64H30ZM52 64H50L49 66H51ZM59 65V63L57 64L56 63V66H58ZM116 65V64H115ZM177 65V64H176ZM175 65V66H176ZM260 65V64H259ZM261 65H262V62H261ZM61 66V65H60ZM97 66V67H96ZM99 66V67H98ZM113 66V65H112ZM120 66V65H119ZM118 66V67H119ZM150 66V65H149ZM148 66V67H149ZM180 66H178V68L180 67ZM263 66H264V64H263ZM59 67V66H58ZM58 67H56L55 68V70L58 68ZM111 67V65L108 67L107 66V68H110ZM147 67V68H148ZM172 67H173V65H172ZM204 67V66H203ZM82 68V69H81ZM112 68V67H111ZM110 68V69H111ZM157 68V67H156ZM177 68V67H176ZM193 68V70H196V72L197 73H200L199 72V70H200V66H199V69L198 68H194V63H193V67H191V69ZM245 68V67H244ZM24 69H26V71L24 70ZM29 69H32V66L29 68ZM37 69H39V68H37ZM121 69V68H120ZM161 69H162V67H161ZM198 69V70H197ZM204 69H206V68H204ZM253 69V68H252ZM257 69V68H256ZM35 70V69H34ZM82 70V71H83ZM107 70V69H106ZM159 70V69H158ZM189 70V69H188ZM255 70V69H254ZM254 70H252V71H254ZM258 70V69H257ZM53 71V70H52ZM78 71V72H79ZM96 71V70H95ZM112 71V70H111ZM121 72H122V70H120ZM185 71V70H184ZM251 71V72H252ZM56 72V71H55ZM77 71H75V73H76ZM77 72V73H78ZM103 72H102V74L101 75H108V73H106V74H103ZM109 72V71H108ZM115 72V71H114ZM189 72V71H188ZM214 72V71H213ZM54 73V72H53ZM76 73V74H77ZM113 73V72H112ZM116 73V72H115ZM123 73V72H122ZM150 73V72H149ZM148 73V74H149ZM192 73V72H191ZM217 73H219L220 74V72H217ZM217 73H214V74H217ZM222 73V72H221ZM51 74V73H50ZM119 74V76H120V73H118ZM173 77H177L179 74H177V72H175L174 73V71H173ZM177 74V75H176ZM218 74V75H219ZM229 74V73H228ZM40 75V76H39ZM55 75V74H54ZM110 75H111V73H110ZM109 75V76H110ZM116 75H117V73H116ZM172 75V74H171ZM221 75V74H220ZM223 75V74H222ZM221 75V76H222ZM227 75V74H226ZM79 75H77V77H78ZM86 76H88V75H86ZM106 76H105V78H106ZM107 77L106 78V82H107V85L110 87V88H112L111 90H113L114 88H116V86H114V85H116V84H114L113 85V87L111 86L112 84H113V82L114 81H110V77ZM113 76V75H112ZM159 76V75H158ZM157 76V77H158ZM216 76V75H215ZM239 76V75H238ZM248 76L249 75H247V77L246 78H248ZM92 77V76H91ZM217 77V76H216ZM242 77V76H241ZM240 77V78H241ZM51 78V77H50ZM81 78H83V76L81 77ZM95 78V77H94ZM104 78V79H105ZM155 78V77H154ZM192 78V77H191ZM99 79V78H98ZM102 79V78H101ZM116 79V76H115V78H114V80ZM156 79H159L160 80V78L158 77V78H156ZM176 79V78H175ZM218 79V78H217ZM216 79V80H217ZM219 79H220V77H219ZM260 79V78H259ZM261 79H262V77H261ZM261 79L259 80V81H261ZM37 80H39L40 82H41V84H37L36 83V81ZM55 80V79H54ZM130 80V83H129V81H127V83H129L128 85H129V87L127 88V89H125V91L123 90V89H121V91L120 92H122V90L124 91V94H126V92L128 91L129 93H130V91H129V88H133V86H135V85H133L132 83H134L133 81H131ZM208 80V79H207ZM253 80V79H252ZM83 81V80H82ZM90 81H91V79H90ZM94 81V80H93ZM118 81V80H117ZM149 81V80H148ZM184 81V80H183ZM183 81H180V82H183ZM193 81L195 82V80H194V78H193ZM223 81V80H222ZM239 81V80H238ZM263 81V80H262ZM78 82H79V80H78ZM81 82V81H80ZM191 82V81H190ZM203 82H204V80H203ZM207 82V81H206ZM206 82H204V83H206ZM243 82V81H242ZM59 83V82H58ZM117 83V82H116ZM159 83V82H158ZM184 83V82H183ZM221 83V82H220ZM89 84H90V82H89ZM88 84V85H89ZM118 84V83H117ZM125 84V83H124ZM132 86H131V85ZM164 84V83H163ZM192 84V83H191ZM256 84V83H255ZM75 85V86H74ZM169 85H170V83H169ZM245 85V84H244ZM243 85V86H244ZM258 85H260V84H258ZM261 85H264V84H261ZM261 85L259 86V87H257V85H256V87L255 86H253L252 84L251 85H249V88H248V86H247V90L246 91H243V93L244 92H247V91H249V97L251 98L250 99V103H248V105H246L244 108H247V112L248 113H250V114H254V116H256L257 118H255V119H257L258 121H256V122H258L259 123V121H260V124H261V122L262 121H264V111H262V106H261V104H260V101L262 100V98H260V100L258 99H256L255 100V97H253V93H254V91H256V93H257V89H259L260 87H261ZM5 86V85H4ZM4 86H2V87H4ZM97 86V85H96ZM137 86H139V85H137ZM140 86V87H141ZM189 86V85H188ZM241 86H242V84H241ZM242 86V87H243ZM6 87V86H5ZM53 87H54V91L52 90L53 89ZM88 87V86H87ZM146 87H151L150 85L148 86H146ZM169 87V86H168ZM167 87V88H168ZM194 87V86H193ZM193 87H191V89H189L186 93H187V95L189 94V91H190V93H191V90L193 89ZM213 87V86H212ZM215 87H217V85L215 86ZM215 87H213V88H215ZM7 88V87H6ZM95 88V87H94ZM94 88H92V89H94ZM153 88V87H152ZM170 88H173V87H171L170 86ZM175 88V87H174ZM212 88V89H213ZM235 88V87H234ZM5 89V88H4ZM4 89H3V91H4ZM81 89V88H80ZM84 89V88H83ZM83 89H81V90H83ZM88 89V88H87ZM102 89H104V88H102ZM130 89V90H131ZM141 89V88H140ZM165 89V88H164ZM169 89V88H168ZM199 89V88H198ZM6 90V89H5ZM79 90V89H78ZM110 90V91H111ZM136 90H138V88L136 89ZM175 90V89H174ZM181 90V89H180ZM186 90V89H185ZM184 90V91H185ZM234 90H236V89H234ZM2 90H1V88H0V92L2 93L3 92ZM110 91H108V94H109V92ZM170 91H173V89L172 90H170ZM170 91H168V92H170ZM201 91H202V89H201ZM261 91H262V89H261ZM263 91H264V89H263ZM81 92H83V91H81ZM105 92V91H104ZM131 92H134L133 90L131 91ZM183 92V91H182ZM192 92H193V90H192ZM195 93H193V94H196L195 96H193V94L191 93V95L192 96H190V95H188V96H190L191 98L192 97H195L194 99H196V96L200 93V95H201V92H199L198 90H196V91H194ZM198 94H197V93ZM259 92V91H258ZM77 93V92H76ZM85 93V92H84ZM112 93V92H111ZM129 93L127 94V95H121L122 97H121V99L123 100V101H125V99L127 100V98H125V97H128L129 96ZM172 93V92H171ZM184 93V92H183ZM203 93H205V92H202V94ZM264 93V92H263ZM81 94V93H80ZM105 95L103 96L104 97V100H105V98H106V100H109V98L107 97L108 96V94H107V91L104 93ZM134 94V93H133ZM170 94V93H169ZM245 94V93H244ZM0 95H2V94H0ZM58 95V96H57ZM66 95V96H67ZM86 95V94H85ZM93 95L95 96V94L93 93ZM107 95V96H106ZM112 94H109V96H111ZM131 95H132V93H131ZM182 95V94H181ZM204 95H206V94H204ZM203 95V96H204ZM247 95V94H246ZM252 95V96H251ZM76 96V95H75ZM75 96H72V97H75ZM90 96V95H89ZM106 96V97H105ZM134 96V95H133ZM186 96V95H185ZM184 96V97H185ZM63 97V96H62ZM69 97V96H68ZM81 97L82 96H80L79 98L81 99ZM83 97H84V94H83ZM202 97V96H201ZM239 97V96H238ZM13 98L15 99V101H16V103H15V105L12 103V100H13ZM65 98V97H64ZM70 98V97H69ZM85 98V97H84ZM125 98V99H124ZM129 98V97H128ZM131 98V97H130ZM145 98V97H144ZM148 98V97H147ZM190 98V99H191ZM204 98V97H203ZM203 98H200V99H198V100H201V99H203ZM207 98V97H206ZM225 98V97H224ZM235 98H237V97H235ZM234 98V99H235ZM67 99V98H66ZM117 99V98H116ZM169 99V98H168ZM187 99V98H186ZM208 99V98H207ZM73 100H75V99H73ZM105 100V101H106ZM120 100V99H119ZM188 100V99H187ZM186 100V101H187ZM197 100V99H196ZM196 100L194 101V102H196ZM204 100V99H203ZM206 100V99H205ZM246 100H248V99H246ZM245 100V102H247ZM43 101V100H42ZM76 101V100H75ZM92 101V100H91ZM117 101H118V99H117ZM141 101V100H140ZM184 101H185V99H184ZM191 101H192V99H191ZM202 101V100H201ZM50 102V101H49ZM48 102V103H49ZM82 102V101H81ZM107 102V101H106ZM128 102V101H127ZM131 103L133 102V100L132 101H130ZM202 102H204V101H202ZM201 102V103H202ZM206 102H207V100H206ZM232 102V101H231ZM37 103V102H36ZM42 103V102H41ZM44 103H46V102H44ZM58 103H62L60 100H59V102ZM84 103L87 105V103L84 101ZM83 103V104H84ZM94 103V102H93ZM124 103L125 102H123L122 103V108H123V114L124 113H129L128 111L127 112H125L128 108H126L125 107V105H124ZM184 104L183 105H186L187 103L189 104V101L185 104V102H183ZM191 103V102H190ZM198 103V102H197ZM51 104H52V102H51ZM74 104H76V102L74 103ZM78 104H81L82 105V103H78ZM84 104V105H85ZM89 104H90V102H89ZM98 104V103H97ZM127 104V103H126ZM154 104V103H153ZM158 104V103H157ZM193 103H191L190 105H192ZM196 104V103H195ZM203 104V103H202ZM201 104V105H202ZM205 104V103H204ZM220 104V103H219ZM232 104H234V103H232ZM239 104L241 105V103L239 102ZM243 104V103H242ZM247 104V103H246ZM2 105V104H1ZM12 105H14L15 107H13ZM44 105V104H43ZM80 105V106H81ZM84 105H82L83 107H85ZM93 105H95V104H93ZM101 105H103V104H101ZM101 105H99V106H101ZM109 105H111V104H109ZM142 105V104H141ZM197 105H200L199 103L197 104ZM206 105V104H205ZM208 105V104H207ZM221 105H223V104H221ZM235 105V107L236 106H240V105H237V102L234 104ZM48 106V105H47ZM68 106V105H67ZM72 106V105H71ZM70 106V107H71ZM75 106V105H74ZM77 106H79V105H77ZM92 105H90L89 106V108L88 109H90V107H91ZM108 106V105H107ZM106 106V107H107ZM128 106V105H127ZM148 106V105H147ZM146 106V107H147ZM153 106H157L156 104L155 105H153ZM194 106V105H193ZM204 106V105H203ZM49 107V106H48ZM52 107V106H51ZM51 107H50V109H51ZM94 107H96V110H94V112L96 113V111L98 110L97 109V107L98 106H94ZM105 107V108H106ZM116 107V106H115ZM131 108H130V110L132 109V106H130ZM141 107V106H140ZM158 107V106H157ZM168 107V106H167ZM187 107V106H186ZM198 107V106H197ZM207 107V106H206ZM211 107V106H210ZM35 108V107H34ZM62 107H60L59 109H61ZM67 109L69 108V107H66ZM79 108V107H78ZM92 108V107H91ZM117 108V107H116ZM134 108V107H133ZM165 109H167L166 107H164ZM213 108V107H212ZM211 108V109H212ZM225 108V107H224ZM234 108V107H233ZM18 110V111H21L22 113H20V115L19 114H13L12 115V113H9L10 115H12V116H10L9 114L7 115V112H9V111H12V110ZM36 109H37V107H36ZM41 109V108H40ZM55 109H57V108H55ZM144 109V108H143ZM159 109H161V108H159ZM163 109V108H162ZM162 109H161V111H162ZM232 109V108H231ZM243 109V108H242ZM242 109H240L239 110V107H238V112L240 113V112H242ZM31 110V109H30ZM30 110H29V112H30ZM34 110V109H33ZM38 110V109H37ZM45 110V109H44ZM52 110V109H51ZM51 110H49V111H51ZM91 110V109H90ZM152 110V109H151ZM157 110V109H156ZM27 111V110H26ZM32 111V110H31ZM212 111H214V110H212ZM235 111V110H234ZM71 112V111H70ZM79 112H80V110H79ZM104 112V111H103ZM144 112V111H143ZM159 112V111H158ZM237 112V111H236ZM245 112V111H244ZM247 112H245V114L247 113ZM34 113V112H33ZM46 113V112H45ZM62 113V112H61ZM66 113V112H65ZM73 113V112H72ZM71 113V114H72ZM92 113V112H91ZM90 113V114H91ZM104 113H107V112H104ZM232 113H234V112H232ZM27 114V115H26ZM30 114V113H29ZM47 114V113H46ZM54 115H55V113H53ZM68 114V113H67ZM74 114V113H73ZM97 114V113H96ZM96 114L94 115V116H96ZM138 114V113H137ZM141 114V113H140ZM150 114V113H149ZM235 114V113H234ZM237 114V113H236ZM110 115H111V113H110ZM125 115V114H124ZM133 115H134V113H133ZM136 115V114H135ZM142 115V114H141ZM5 116H10V120L8 121V122H14L13 124H14V127L11 125V127L12 128H10V127H8V128H6L5 127V125L8 123V122H6L5 120H1V118L3 117V118H8V117H5ZM17 116H19V118H21V119H18V117ZM21 116V117H20ZM60 116H61V114H60ZM112 116V115H111ZM110 116V117H111ZM138 115H136V117H137ZM161 116V115H160ZM239 116H240V114H239ZM238 116V117H239ZM86 117H88V116H86ZM119 117V116H118ZM117 117V118H118ZM125 117V116H124ZM124 117H122V118H124ZM130 117V118H129ZM234 117V116H233ZM247 117V116H246ZM252 117V116H251ZM41 118V119H40ZM83 118V117H82ZM92 119H93V117H91ZM95 119H96V117H94ZM99 118V117H98ZM121 118V117H120ZM128 118L130 119V121H127V123H129V122H133V119H134V116L133 117H131L130 116V113L128 114ZM131 118H133L132 120H131ZM140 118H142V117H139V120H140ZM144 118V117H143ZM172 118V117H171ZM236 118V117H235ZM247 118H250V117H247ZM254 118V117H253ZM40 119V121H39V125H40V127H39V125H38V129L36 128V130L34 131V129H33V133H30V135H31V137L30 136H27V137H30V138H32V140H26L27 142H29L30 141V143H29V146H27L26 148H27V150L29 151L28 153H26V154H22L21 152H19V149L18 148H21V147H19V145H17L16 143H15V141L16 140H20V139H22V127H21V124H20V126H19V123H21L20 121L21 120H26V121H22L23 123L25 122V123H27L29 126L31 125H34L38 120ZM49 119V118H48ZM53 119V118H52ZM86 119V118H85ZM89 120H91L90 118H88ZM87 119V120H88ZM239 119V118H238ZM254 119V120H255ZM50 120V119H49ZM89 120H88V124H89ZM109 120V119H108ZM111 120H113V119H111ZM119 120V119H118ZM126 120H128V119H126ZM233 120V119H232ZM247 120V119H246ZM51 121V120H50ZM49 121V122H50ZM98 121H100V120H98ZM102 121V120H101ZM106 120H104V122H105ZM115 121H117V120H115ZM120 121V120H119ZM124 120H122L121 122H123ZM84 122H86L85 120H84ZM140 122V121H139ZM143 122V121H142ZM142 122H140L141 124H142ZM186 122V121H185ZM38 123V122H37ZM48 123V122H47ZM74 123V122H73ZM114 123V124H113ZM124 123H126V122H124ZM136 122H134V125L133 126H135L136 124H135ZM140 123H138V124H140ZM257 123V124H258ZM46 124V123H45ZM49 124V123H48ZM137 124V125H138ZM148 124H150V123H148ZM147 124V125H148ZM260 124H258V125H260ZM26 125V124H25ZM110 125V124H109ZM120 125V124H119ZM128 125H130V123L129 124H121V126H120V128H119V130L122 132H124L127 128H128ZM182 125V124H181ZM241 125V124H240ZM252 125V124H251ZM258 125H256V123L254 124V127H258ZM8 126H9V124H8ZM34 126H37V125H34ZM48 127H49V125H47ZM107 126V127H106ZM143 126V125H142ZM150 126V125H149ZM172 126V125H171ZM177 126H180V125H177ZM177 126H175V127H177ZM239 126V125H238ZM253 126V125H252ZM251 126V127H252ZM47 127V128H48ZM129 127H131V125L129 126ZM170 127V126H169ZM173 127H174V125H173ZM46 128V129H47ZM52 128V127H51ZM109 129L110 130V132L108 133V131L109 130H107V129ZM117 128V129H118ZM166 128V127H165ZM177 128H183V127H177ZM248 128H249V126H248ZM24 129H26L25 127H24ZM46 129H44V132L46 131ZM64 129V128H63ZM129 130L131 129V128H128ZM141 129V128H140ZM143 129V128H142ZM257 129V128H256ZM256 129H250V130H256ZM54 130V129H53ZM52 130V131H53ZM56 130V129H55ZM83 130V129H82ZM85 130V129H84ZM112 130V131H111ZM138 130H139V128H138ZM260 130V126H259V129H258V131ZM43 131V130H42ZM42 131L40 132V134H39V131H38V134L39 135H41V133H42ZM81 131V130H80ZM87 131V130H86ZM86 131H84V132H86ZM234 131V130H233ZM83 131H81V133H82ZM83 132V133H84ZM122 132V133H123ZM135 132H137L136 130H135ZM228 132V131H227ZM249 129L248 130H246L245 129V131H242V133L240 132H233V133H228V134H226L224 137H219L220 139H221V141L220 142H222L223 141V143H221V144H226V146L222 149L221 147L223 146H221L220 147V149H222L221 151H218L217 150V154H218V152H219V157L217 156L216 158L215 157H213V158H206V156H205V159L204 158H202V159H204V160H206V159H208L207 161H209V163H211V161H212V163L210 164V165H214V164H216V163H214V161L216 162V160H217V165H219V164H221V165H223V166H230V164H231V162H230V157L231 156H233V157H235L234 156V154H237V159L238 158H240L241 156H242V154L244 153V154H247V155H245L246 157H244V159H243V157H242V161H244V160H246L247 159V157H249V156H252V158H253V160L254 161H256V162H254V165H253V168L254 169H256V172L258 171L260 174H264V173H262V171H261V163H260V151H261V147H259V143L258 144H253L252 142H251V146L250 145H248L249 144V142H250V140H249V142H248V144L246 143L247 142V140L249 139L248 137H250V136H253V135H255V134H257L256 132L253 134L252 132V134L250 135V136H247V134H249ZM80 133V134H81ZM134 132H132V134H133ZM221 133V132H220ZM28 134V133H27ZM37 134V135H38ZM103 134V135H102ZM137 135H138V133H136ZM222 134V136H223V132L221 133ZM259 134V133H258ZM25 135V134H24ZM35 136V135H34ZM43 136V135H42ZM69 135H67V137H68ZM72 136V135H71ZM78 136H81V135H79L78 134ZM133 136V135H132ZM218 136V135H217ZM256 136V135H255ZM259 136V135H258ZM133 137H136V136H133ZM133 137H132V139H133ZM257 137V136H256ZM30 138H28V139H30ZM39 138V137H38ZM41 138V137H40ZM49 138V137H48ZM71 138V137H70ZM113 139V140H111V141H109L110 139ZM131 138V137H130ZM251 138V137H250ZM24 139V138H23ZM26 139V138H25ZM53 139H54V137H53ZM91 139V140H92ZM136 139V138H135ZM223 139V140H222ZM224 139H226L225 141H224ZM34 140V141H33ZM52 140V139H51ZM68 140V139H67ZM67 140H65L64 139V141H67ZM70 140V139H69ZM68 140V141H69ZM71 140H72V138H71ZM252 140H256V139H253V137H252ZM21 141V140H20ZM23 141V140H22ZM41 141V140H40ZM63 141V140H62ZM67 141V142H68ZM78 141H76V142H78ZM107 141H109V142H107ZM74 142V141H73ZM78 142V143H79ZM104 142H106V143H104ZM131 142H133V141H131ZM216 142V141H215ZM220 142H219V144L218 145H215L217 148L219 147V145H220ZM57 143V142H56ZM59 143V142H58ZM129 143V142H128ZM134 143V142H133ZM218 143V141L215 143V144H217ZM18 144H19V142H18ZM69 144V143H68ZM68 144H66V145H68ZM101 144V145H100ZM102 144H105V145H102ZM135 144V143H134ZM25 145H26V142H25ZM28 145V144H27ZM32 145H33V147H32ZM59 145V144H58ZM63 145V144H62ZM78 145V144H77ZM121 145H122V143H121ZM127 145V144H126ZM129 145V144H128ZM140 145V144H139ZM143 145V144H142ZM142 145H140V146H142ZM200 145V144H199ZM88 146H90V145H88ZM92 146V145H91ZM118 146V147H117ZM248 146H250V147H248ZM32 147V148H31ZM114 147V148H115ZM123 147L125 148V144L123 145ZM179 147V146H178ZM177 147V148H178ZM182 147V146H181ZM244 147H247L248 149H245ZM252 147H255V151H253V152H251V153H249V149L250 148H252ZM54 148V147H53ZM57 148V147H56ZM59 148V149H60ZM122 148V147H121ZM135 148H136V145H135ZM183 148V147H182ZM215 147H213V149H214ZM216 148V149H217ZM245 149V150H247V152L246 151H243L242 152V154H241V151H242V149ZM41 149H43L44 150V152H45V154H44V152H43V154H44V158H42V157H35L34 156V152L36 151V150H41ZM49 149V150H48ZM55 149V148H54ZM68 149V148H67ZM129 149V148H128ZM175 149V148H174ZM219 149V148H218ZM219 149V150H220ZM18 150V151H17ZM33 150H34V152H33ZM42 150V151H43ZM83 150V151H82ZM99 150V151H100ZM130 150V149H129ZM163 150V149H162ZM172 150V149H171ZM178 150V149H177ZM215 150V149H214ZM52 151V150H51ZM77 151V150H76ZM76 151H75V155H77L78 153H76ZM212 151V150H211ZM23 152V151H22ZM36 152H38V151H36ZM35 152V153H36ZM41 152V151H40ZM54 152V151H53ZM89 152H90V150H89ZM115 153L117 152H119V151H114ZM163 152V151H162ZM161 152V150H160V154H159V152H158V156H159V158L161 159V163H168V162H170L171 160H175V161H177V163H176V167H177V169H179L178 168V166L181 164L182 166H184V164H186L187 162H186V160L187 161H189V159H190V156H189V154H187L186 152H184V151H181L179 154H177L176 152H167V154L166 155H164L163 153ZM165 152V151H164ZM179 152V151H178ZM213 152V151H212ZM246 152V153H245ZM84 153H86V152H84ZM104 153V154H103ZM106 153V154H107ZM123 153V152H122ZM215 152H213L212 154H214ZM215 153V154H216ZM49 154H50V152H49ZM93 154V156L91 157L90 155H92ZM103 154V155H102ZM120 154H121V152H120ZM157 154V153H156ZM78 155V156H79ZM100 155V156H99ZM40 156V155H39ZM50 156V157H49ZM84 156H85V154H84ZM110 156H111V154H110ZM109 155H108V157H110ZM114 156V155H113ZM117 156V155H116ZM119 156V155H118ZM157 156V157H158ZM99 157V158H98ZM155 157H156V155H155ZM48 158H50V159H52L53 160V164H52V161H51V163H50V161L49 162H47V161H45V162H47V163H45L44 162V160H46V159H48ZM103 158H106L105 156H103ZM246 158V159H245ZM112 159V158H111ZM156 159V158H155ZM154 159V160H155ZM191 159H199L196 155H192L191 156ZM190 159V160H191ZM216 159V160H215ZM235 159V158H234ZM237 159H235L236 161H237ZM98 160V161H99ZM102 160V159H101ZM107 160V159H106ZM241 160V159H240ZM240 160H238V161H240ZM115 162H116V160H114ZM192 161V160H191ZM191 161H189V163L191 162ZM197 161H199V160H197ZM232 161V160H231ZM234 161V160H233ZM107 162H109V161H107ZM118 162V161H117ZM120 162V161H119ZM118 162V163H119ZM158 161L156 160V163H157ZM230 162V163H229ZM102 163V162H101ZM105 163V162H104ZM103 163V164H104ZM117 163V165H119ZM184 163V164H183ZM196 163V162H195ZM214 163V164H213ZM114 164V163H113ZM174 164V163H173ZM201 164V163H200ZM247 164V163H246ZM102 165V164H101ZM100 165V167H103V166H105V165H102L101 166ZM109 165H111V164H109ZM148 165V164H147ZM187 165V164H186ZM197 165V164H196ZM250 165V164H249ZM49 166H51V168L49 167ZM114 166H116V165H114ZM113 166V167H114ZM155 166V165H154ZM202 166H203V164H202ZM208 166V165H207ZM243 166H245L244 165V163L241 165V167H243ZM58 167V168H57ZM108 167V166H107ZM146 167V166H145ZM153 167V166H152ZM173 167V166H172ZM171 166H169V168L171 169L172 168ZM175 167V168H176ZM180 167V166H179ZM206 167V166H205ZM209 167V166H208ZM213 167V166H212ZM246 167H247V165H246ZM245 167V168H246ZM52 168H54V170L56 169V170H58V169H60V170H62V171H54V172H56V174H54V173H52L51 171H52ZM149 168V166L147 167V169ZM159 168V167H158ZM199 168H200V165H199ZM211 168V167H210ZM233 168V167H232ZM248 168V167H247ZM50 169H51V171H50ZM121 169V168H120ZM162 169V168H161ZM174 168H172V170H173ZM177 169H174V170H177ZM220 168H219V166H218V170H219ZM229 169V168H228ZM118 170V169H117ZM116 170V171H117ZM165 170V169H164ZM169 170V169H168ZM167 170V171H168ZM172 171V172H168V174H175V171ZM240 170V169H239ZM245 171L247 170V169H244ZM243 170V171H244ZM121 171V170H120ZM145 171V170H144ZM154 171V170H153ZM166 171V172H167ZM206 171V170H205ZM211 171V170H210ZM209 171V173L211 174L212 172H210ZM62 172V175H61V177H60V173ZM164 172V171H163ZM162 172V173H163ZM207 172H208V170H207ZM215 172V171H214ZM213 172V173H214ZM111 173H113V172H111ZM117 173V172H116ZM150 172H147V171H145L144 172V176H145V179H144V181H146L147 182V184H145V189H146V191H148V196L146 195V197H147V199H148V202H150V204L151 205H153L154 206V204L159 200V195H164V194H161V190H163L164 188V186H165V183H163L160 179H159V175L158 176H152V175H150L149 174ZM177 173V172H176ZM191 173V172H190ZM205 173V175L207 174L206 172H204ZM241 173V172H240ZM252 173V172H251ZM170 174V175H171ZM172 174V175H173ZM209 174V175H210ZM242 174V173H241ZM142 175V176H143ZM155 175V174H154ZM167 174H165V176H163V179L165 178V177H167L166 176ZM176 175V174H175ZM240 175V174H239ZM115 176H116V174H115ZM141 176V177H142ZM227 176V175H226ZM123 177V176H122ZM172 177V176H171ZM176 177H179L180 178V174L179 175H176ZM182 177V176H181ZM209 177V176H208ZM227 178V177H226ZM223 179L222 178V181L224 180H227V179ZM229 178V180H230V177H228ZM173 179V178H172ZM178 179V178H177ZM184 179V178H183ZM186 179V178H185ZM185 179H184V181H185ZM218 179V178H217ZM235 179V178H234ZM258 179V178H257ZM115 180V179H114ZM113 180V181H114ZM171 180V179H170ZM174 180H176V179H174ZM231 180H232V178H231ZM259 180V179H258ZM258 180H256L255 181V183H252V185H251V188H252V186L253 187H255L254 188V194H256V192L261 188V184H259V182H258ZM112 181V182H113ZM142 181H143V179H142ZM161 181V182H160ZM190 181H192V179L190 180H188V182H190ZM204 181V180H203ZM210 181V180H209ZM212 181V180H211ZM209 182V183H207V186H208V184H210V183H212V182ZM214 181V180H213ZM219 181H221V179L219 180L218 179V181L216 182V181H214V182H216L215 184H216V187H217V185L219 184ZM221 181V182H222ZM241 181V180H240ZM244 180H242V182H243ZM260 181H262V180H260ZM122 182H124V181H122ZM169 182V181H168ZM171 182V181H170ZM187 182V181H186ZM198 182H200V180L198 181ZM201 182H202V180H201ZM199 183V185H197L198 186V189H199V186L200 185H202L203 183ZM206 182V181H205ZM208 182V181H207ZM230 182V181H229ZM234 182H235V180H234ZM233 182V183H234ZM236 182H239V180L238 181H236ZM249 182L250 181H248L247 183L249 184ZM264 182V181H263ZM244 183V182H243ZM246 183V182H245ZM96 184V183H95ZM99 184V183H98ZM166 184H168V183H166ZM187 184V183H186ZM214 184V185H215ZM236 184V183H235ZM247 184V185H248ZM91 185H92V183H91ZM115 185H116V183H115ZM188 185H189V183H188ZM206 185V184H205ZM228 185H230V184H228ZM228 185H226V186H224V189L225 190H223L222 192H221V195H220V197H221V199L222 200H220V201H223V198H224V201L225 200H229L230 198H231V196H230V193H232V192H229L228 190H234V191H236L235 189H230L231 188V185L228 187ZM85 186H87V185H85ZM93 186V185H92ZM112 186H114V185H112ZM120 187H121V185H119ZM134 186H135V184H134ZM212 186V185H211ZM239 186V185H238ZM99 186H97V188H98ZM205 187V186H204ZM214 187V186H213ZM233 187V186H232ZM243 186L241 185V187L239 186V189H241ZM227 188H229L228 190H227ZM81 189H82V186H81ZM80 189V190H81ZM117 189V188H116ZM119 189H121V188H119ZM142 189V188H141ZM238 189V190H239ZM244 189V188H243ZM94 190V189H93ZM93 190L91 191V193L93 192ZM99 190V189H98ZM135 190V189H134ZM168 190V189H167ZM216 190V189H215ZM237 190V191H238ZM247 190V189H246ZM62 191V192H61ZM85 191V190H84ZM96 191V190H95ZM110 191V192H109ZM113 191V190H112ZM116 190H114V192H115ZM136 191V190H135ZM144 191V190H143ZM145 191V192H146ZM236 191V194L238 193ZM87 192V191H86ZM113 192V193H114ZM122 192V199H120V198H118V201L116 200V202L114 201L113 202V200H115V197H113L112 199V201H108V202H106V203H104L103 204V206L101 207V205L99 206V205H97V199L99 198V196L101 195H91V197H90V195H89V193H88V197L86 198H82L83 199V201H82V203L83 204H86V205H83L82 203V207H80V209H79V211H78V214H80V216L81 215H83V218H85L84 220H86V219H88V221L90 220V223L88 222V224H91V221L92 222H97V221H99L101 218H102V216H104V214H106L107 213V211H108V213L106 214V215H109L110 216V211H111V209H112V211L114 210V207H116V205L117 204H122V206H126V208H124V207H120L119 206V209L120 208H124V213H128L129 215H131L132 214V212L130 211L131 209H130V206H129V204H132V203H138L139 202V206L141 207L140 209H142L143 208V204H144V202L142 203V200L140 201V199H138L137 197H135L134 198V194L133 193H130V191H127V190H122L121 191ZM139 192H140V189H138V191H137V193L139 194ZM213 192H215V191H213ZM243 190H242V193H241V195L243 194ZM247 192V191H246ZM9 193V195L10 196H12V194H11V192H8ZM116 193V192H115ZM78 194H79V192H78ZM96 194V193H95ZM119 194V193H118ZM74 195H76V194H74ZM134 195V196H133ZM166 195V194H165ZM216 195H218V194H216ZM261 195V194H260ZM58 196V195H57ZM61 196H64V195H61ZM66 196V195H65ZM69 196L67 197V198H69ZM86 196V195H85ZM118 196V195H117ZM161 196V197H162ZM9 197V196H8ZM59 197V196H58ZM74 196H72V199L73 200H75L76 198H73ZM76 197V196H75ZM79 197V196H78ZM81 197V196H80ZM89 197H90V199H89ZM102 197H100V198H102ZM120 197H121V195H120ZM145 196H144V198H146ZM249 197H250V195H249ZM10 198V197H9ZM60 198V197H59ZM136 198L139 200V201H137L136 200ZM143 198V197H142ZM143 198V200H145ZM234 198V197H233ZM232 198V199H233ZM70 199H71V197H70ZM72 199H71V202H72ZM79 199V198H78ZM81 199V198H80ZM81 199V200H82ZM119 199H120V201H119ZM161 199V198H160ZM64 200H66V199H64ZM68 200V199H67ZM94 200H96L95 201V203H93V204H87V203H89V202H91V201H94ZM105 199L103 198V200L101 199V201H104ZM262 200V199H261ZM100 201V200H99ZM234 201V200H233ZM264 201V200H263ZM2 201H1V199H0V203H1ZM76 202V201H75ZM132 202V203H131ZM159 202V201H158ZM218 202V201H217ZM63 203H65V201L63 202ZM69 203V202H68ZM78 203H79V201H78ZM77 203V204H78ZM102 203V202H101ZM160 203V202H159ZM14 204V205H15ZM20 204H19V206H20ZM62 204V203H61ZM69 204H71V203H69ZM81 204H79L78 205V207L79 206H81ZM96 204V205H95ZM218 204V203H217ZM224 204H227V202H225ZM1 205V204H0ZM4 205V204H3ZM104 205H105V207L106 208H103L104 207ZM134 205H137V204H134ZM134 205H132V206H134ZM148 205V204H147ZM146 205V208L148 207ZM157 205L159 206L160 204H158L157 203ZM220 205V204H219ZM218 205V206H219ZM223 205V204H222ZM54 206V207H53ZM74 206V205H73ZM94 206H98V207H94ZM150 206V205H149ZM221 206V205H220ZM9 207V206H8ZM16 207H18V206H16ZM48 207H53L54 209L52 210V208H51V210L52 211H50V209H48V210H46ZM77 207V206H76ZM135 207H138V206H135ZM165 207V206H164ZM163 207V208H164ZM168 207V206H167ZM214 207V206H213ZM217 207V206H216ZM222 207H224V206H222ZM243 207V206H242ZM245 207V206H244ZM243 207V208H244ZM263 207V206H262ZM15 208V207H14ZM19 208V207H18ZM60 208H63V210L64 211H62V212H59V209ZM75 208V207H74ZM131 208H133V207H131ZM148 208H150V207H148ZM147 208V209H148ZM162 208V207H161ZM221 208V207H220ZM260 208V207H259ZM82 209H86V211H82ZM118 209V212L120 211ZM146 209V210H147ZM158 209H160V207H158L157 208V210ZM245 209V208H244ZM243 209V210H244ZM3 210V209H2ZM10 210V209H9ZM14 210H16V209H14ZM13 210V211H14ZM31 210H33V211H31ZM105 210H107L106 212H104ZM139 210V209H138ZM241 210V209H240ZM60 211H61V209H60ZM76 211V212H77ZM133 211V210H132ZM141 211V210H140ZM160 211V210H159ZM159 211L157 212V213H159ZM195 211V210H194ZM194 211H193V214H194ZM198 211V210H197ZM0 212H1V210H0ZM15 212H18L17 210L15 211ZM74 212H75V210H74ZM131 214H130V213ZM154 212H155V210H154ZM155 212V213H156ZM212 212V211H211ZM215 212H216V210H215ZM258 212V211H257ZM11 213V212H10ZM53 213V212H52ZM120 213V212H119ZM123 213V209H122V212L120 213V214H122ZM123 213V214H124ZM154 213V214H155ZM198 213V212H197ZM200 213V212H199ZM243 213V212H242ZM14 213H12V215H13ZM16 214V213H15ZM122 214V215H123ZM143 214V213H142ZM152 214H153V212H152ZM196 214V213H195ZM194 214V215H195ZM254 214H255V212H254ZM17 215H19V214H17ZM69 215H70V217H69ZM113 215H114V213H113ZM115 215H116V213H115ZM143 215H145V214H143ZM203 215V214H202ZM224 215V214H223ZM257 215V214H256ZM255 215V217H256V223H255V225L253 226L254 227V230H253V232H254V242L256 243V242H259V240H260V238H261V235L262 234H264V223H262V220H264V212H261L260 214H258L257 216ZM15 216V215H14ZM13 216V217H14ZM25 216V215H24ZM51 216V215H50ZM79 216V217H80ZM85 216V217H84ZM101 216V217H100ZM197 216V215H196ZM198 216H199V214H198ZM240 216V215H239ZM243 216H245V214L243 215ZM19 217V216H18ZM17 217V218H18ZM33 217H34V215H33ZM52 217V216H51ZM54 217V218H55ZM105 217V216H104ZM124 218H125V220H126V217L125 216H123ZM127 217H129V216H127ZM228 217V216H227ZM252 218H254V216L252 215L251 216ZM16 218V217H15ZM15 218H13V219H15ZM30 218V217H29ZM78 218V217H77ZM77 218L75 219V221L74 222H76V220H77ZM81 218H82V216H81ZM83 218H82V221H83ZM118 218V217H117ZM157 218V217H156ZM222 218V217H221ZM220 218V219H221ZM243 218V217H242ZM7 219V218H6ZM9 219V218H8ZM7 219V220H8ZM24 219V217H22V219L21 220H23ZM26 219V218H25ZM57 219V218H56ZM73 218L71 219V220H69V221H67V222H65L64 221V223H66V224H68V222H69V224H70V221H73L74 220ZM78 219H80V218H78ZM121 219V218H120ZM127 219H129V218H127ZM167 219V218H166ZM1 220H3V219H0V221ZM10 220H11V218H10ZM30 220V219H29ZM28 220V221H29ZM55 220V219H54ZM62 220H60L61 222H63ZM104 220H106L107 222H106V224H110V221L109 220H107V218H105ZM131 220H133V219H131ZM150 220V219H149ZM157 220V219H156ZM13 221V220H12ZM12 221H10V222H12ZM26 221V220H25ZM27 221V222H28ZM31 221V220H30ZM30 221H29V223H30ZM33 222H31L32 223V225L34 226V225H36L37 226V224L34 222V220H32ZM48 221H50V219L49 220H47V223H48ZM53 221V220H52ZM57 221H59V219H57ZM78 221V220H77ZM246 221H247V219H246ZM250 221H252V219H250L249 220V222ZM254 221V220H253ZM27 222H24V223H21L19 226L21 227L22 225H25V223H26V225L28 224ZM54 222V221H53ZM100 222H102V221H100ZM104 222V221H103ZM120 224H122L121 223V221H118ZM123 222V221H122ZM125 222V221H124ZM123 222V223H124ZM156 222V221H155ZM244 222V223H243ZM242 223L245 225L247 222H245V221H243ZM1 223V222H0ZM31 223L29 224V226L31 225ZM35 223V224H34ZM46 223V224H47ZM86 223V222H85ZM241 223V224H242ZM2 224V223H1ZM0 224V225H1ZM12 224H14V222L12 223ZM12 224H9V226L10 227H12ZM38 224V225H39ZM52 224V223H51ZM72 224H75V223H73L72 222ZM99 224V223H98ZM101 224V223H100ZM219 224V223H218ZM223 224H224V222L223 223H220L219 224V226H223ZM240 224V225H241ZM243 224L241 225V227L243 226ZM251 224H252V222H251ZM2 225H4V224H2ZM5 225H6V223H5ZM4 225V226H5ZM8 225V224H7ZM6 225V226H7ZM25 225V226H26ZM40 225H39V230L41 229L40 228ZM45 225V224H44ZM87 225V224H86ZM117 225H118V223H117ZM4 226H3V228H2V230H3V232L4 231H6V229L4 228ZM50 226V225H49ZM49 226H44V227H49ZM90 226V225H89ZM8 227V226H7ZM6 227V228H7ZM14 227V226H13ZM18 227V226H17ZM20 227H18V228H20ZM23 227V226H22ZM38 227V226H37ZM241 227H239V228H241ZM16 228V227H15ZM50 228V227H49ZM239 228H237V229H239ZM11 229V228H10ZM36 229V228H35ZM43 229H45V228H43ZM243 229V228H242ZM0 230H1V228H0ZM15 230V229H14ZM13 230V231H14ZM19 230V229H18ZM18 230H16V231H18ZM30 230H33V229H30ZM42 230V229H41ZM41 230L39 231V232H41ZM47 230V229H46ZM51 230V229H50ZM7 231H9L8 229H7ZM19 231H21V230H19ZM36 231V230H35ZM35 231H33V232H35ZM222 231H223V233H226V231L227 230H225V226H224V228L222 229ZM235 231H236V228H235ZM244 232H246L245 230H243ZM250 231V230H249ZM2 232V233H3ZM10 232H12L11 230H10ZM24 232V231H23ZM38 232V231H37ZM243 232V233H244ZM250 232H252V231H250ZM5 233V232H4ZM19 233V232H18ZM26 233V232H25ZM29 233V232H28ZM32 232H30V234H31ZM248 233L249 232H247V235H248ZM15 234V233H14ZM14 234H13V236H14ZM16 234H17V232H16ZM15 234V235H16ZM33 234V233H32ZM35 234V236H37L38 234L37 233H34ZM37 234V235H36ZM43 234V233H42ZM25 235V234H24ZM27 235V234H26ZM245 235V234H244ZM222 236H224V235H222ZM236 236V235H235ZM15 237V236H14ZM25 237V236H24ZM30 237V236H29ZM41 237H42V235H41ZM36 238V237H35ZM135 238V237H134ZM12 239V238H11ZM16 239H17V237H16ZM19 239V238H18ZM136 239H138V238H136ZM247 239V238H246ZM249 239V238H248ZM247 239V240H248ZM1 240V239H0ZM14 240V239H13ZM22 240H23V238H22ZM25 240V239H24ZM32 240V239H31ZM34 240V239H33ZM35 240H37V238L35 239ZM140 241V240H139ZM246 242H249V240L248 241H246ZM2 243V242H1ZM18 243V242H17ZM17 243H15V244H17ZM254 243V244H255ZM11 244V243H10ZM15 244L13 245V247L15 246ZM143 243L140 241V243H139V245H142ZM257 244V243H256ZM9 245V244H8ZM20 245V244H19ZM18 245V246H19ZM27 245V244H26ZM17 246V245H16ZM135 246V245H134ZM134 246H131L130 247V249H129V251H128V253H125L122 257H123V259H122V262L124 263V264H128V261H130L131 259H133V258H136V259H140V258H143V255L140 253L141 252V248H142V246L141 247H138V249H136L137 247V245L134 247ZM248 246V245H247ZM243 247V246H242ZM241 248V247H240ZM256 248V247H255ZM4 249V248H3ZM10 250V249H9ZM23 250V249H22ZM25 250V249H24ZM126 250V249H125ZM4 251V250H3ZM10 251H12V248H11V250ZM237 252V251H236ZM19 253V252H18ZM118 253H119V251H118ZM257 252H254V255L256 254ZM17 255V254H16ZM1 256V255H0ZM258 256H259V254H258ZM119 257H121V256H119ZM254 257V259H255V257H256V255L255 256H253ZM10 258H13V257H10ZM15 258H16V256H15ZM20 258H22V257H20ZM26 259H27V257H25ZM114 258V257H113ZM258 258V257H257ZM16 259H19V258H16ZM32 259V258H31ZM107 259V258H106ZM244 259V258H243ZM21 260V259H20ZM23 261H24V259H22ZM116 260V259H115ZM26 261V260H25ZM119 261H120V259H119ZM121 262V261H120ZM108 263V262H107ZM22 264H23V262H22ZM109 264V263H108ZM112 264H119V262L118 261H114Z\"/></svg>",
    "mask_w": 264,
    "mask_h": 264
},
{
    "label": "snow or ice",
    "instance_id": "snow-or-ice-1",
    "mask_svg": "<svg viewBox=\"0 0 264 264\" xmlns=\"http://www.w3.org/2000/svg\"><path fill=\"white\" fill-rule=\"evenodd\" d=\"M30 7H37L36 5H32ZM39 12L35 13L31 17V22L28 20L25 23H28L29 27L24 30V36L28 37L26 40L22 38H18L16 36L8 35L7 30L5 33L0 34V85H6L7 88L2 92V95L8 96V93L14 91L12 85L14 83H18L23 79L22 69L23 64L19 61L18 57L21 55V46L24 52H33L34 50L45 51L49 48L50 45L55 47L53 41L55 39L54 33L60 32V27L56 23L54 17L49 12V9L52 7L48 4H40ZM96 15L90 16L87 19L74 20L72 19L67 12L61 14V22L70 25L69 31L75 29L73 35L68 37L69 40L74 39L75 44H69L64 47L62 50V54L66 56V60L60 66V68L54 73L59 81H69L73 79V74L82 63L81 57V42L85 40H89L92 38H99L98 34L100 29L98 24L102 23L100 20V16L103 15V9L105 8V4L103 2L98 3L94 6ZM259 9V12L256 10ZM229 12L232 15H238L243 13L244 15H260L264 17V0H261V3L257 5L255 0H239L237 3H233L229 7ZM66 18V19H65ZM116 29L118 30L120 27L119 22L116 24ZM139 27V26H137ZM62 38V37H61ZM57 51H61L59 48ZM86 50V49H85ZM45 60L48 57L44 58ZM84 63L87 61L84 60ZM26 71V69H24ZM128 75H125L124 79L127 81ZM37 84H41L39 80L36 81ZM44 91H47V86L42 85ZM55 90L54 87L52 89ZM44 91H41V95L44 94ZM121 91V85L117 84L116 88L112 90V95H115L116 92ZM103 103V99L100 101ZM12 103L15 104L16 101L13 98ZM262 106V111H264V99L260 101ZM10 110L7 106L3 110H0V115L4 114V111ZM245 127H248L245 125ZM260 163H261V171L264 173V121L260 124ZM255 151V147L249 149V153ZM8 154L7 152V138L0 133V166L3 164L4 157ZM3 177L0 176V180ZM199 194L198 188L193 189V191L188 192L189 197H193V203H195V196ZM262 200H264V193L261 196ZM82 211H86V209H82ZM264 212V208L261 209ZM264 223V220H262ZM249 241H253L254 237L252 233L248 235ZM169 251L165 254L166 259L162 261H157L154 259H149L147 256L136 259L133 258L128 261V264H194V261L191 258L182 256V249L180 247V241L177 240L174 242V245L166 246ZM22 251V249H14L9 251L8 249L4 250L3 258H0V264H22L20 259L14 258L18 252ZM255 252V248L252 244L249 245L248 250L245 253L244 259L239 261H226V264H264V234L261 235V247L259 251V260L250 259ZM13 257V258H10Z\"/></svg>",
    "mask_w": 264,
    "mask_h": 264
}]
</instances>
